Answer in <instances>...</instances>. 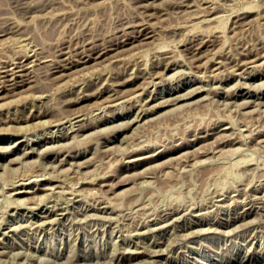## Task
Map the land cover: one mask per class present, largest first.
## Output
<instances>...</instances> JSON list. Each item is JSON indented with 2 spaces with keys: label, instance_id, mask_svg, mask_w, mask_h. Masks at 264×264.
Segmentation results:
<instances>
[{
  "label": "rangeland",
  "instance_id": "1",
  "mask_svg": "<svg viewBox=\"0 0 264 264\" xmlns=\"http://www.w3.org/2000/svg\"><path fill=\"white\" fill-rule=\"evenodd\" d=\"M84 1L82 3L81 0H77V1L76 0H0V33L3 34L2 36H0V59H1L0 68H2V67L4 68V66L5 65L7 66V64H8V67H10L11 65L15 66V68H16V69L14 68L15 70H17V68H18V70L20 69L19 71L17 70V73L20 74V72H21L22 74H25V75H23L22 77L18 76L17 77L18 80H21V78L25 79V77L27 76L25 81H22L19 83L17 81L18 84L21 83L20 85H18L17 83L12 84L11 82L14 80L9 79V77L11 75L5 73L4 71H2L1 74L2 75L4 74L3 76H5V78L7 76V78L5 79L3 76L0 77V82L2 81L3 82L2 84H5V86L3 88H2V86L0 87V94H1L0 95L1 96L0 97L1 98L0 99V107H3V108H0V111H1L0 116L4 115L2 117V119L0 117V123L2 124V125L0 124V128H1L0 129L1 130L0 131V172H1L0 173V189L2 190V189H5L7 187L5 189L7 192L5 190L4 191L0 190V193L2 192L0 194V219L4 220V222L2 221L3 224H2V222H0V227L2 226L0 228V239H1L0 240V250H1V252L3 249L5 250L4 252L0 253V264H46L48 262H50L48 264H60V263L62 264V261L64 262L63 264H65L66 261H68V262H66V264H71V263L74 264V263H76L77 260H79V261H77L78 264H111V262H114L112 264H115V263L116 264H118V263L124 264L125 261H126V264H130L129 263L130 261H131V264H135L136 261L139 262V263L136 262V264H168V263L169 264H181V262H182V264L184 262H185L184 264H206V262L207 263L209 262V264H213L215 262L217 264L219 262H220L219 264H225V263L226 264H236V263L237 264H249V263L250 264H254V263L255 264H259V263L262 264L263 263L264 264V249H263L264 248V241H263L264 240L263 239V237H264L263 231L264 230H262V229H264V221H262V219L264 220V217H263L264 216V205H263L264 204V198H263L264 194H262L264 192V190H263L264 189V176H263V174H264V145H262V144H264V141H263L264 140V132L262 131V129L264 130V128H263L264 127L263 126L264 125V103H263L264 102V88H263L264 86H262L264 84V81H263L264 80V59H263L264 53L262 52V51H264L263 50L264 49V44H263L264 43V0H196V1L195 0H193V1L184 0L183 1L184 3L182 2V5L184 4L183 5L184 7L182 5L177 6L176 4L175 5L177 7L174 6V3L171 2L172 0L171 1H169V0H166V1L165 0H92V1L89 0L88 1L87 0V2H86V0H84ZM168 1H169V3H168ZM194 1H195V3H194ZM89 2H90V4H89ZM190 2H192L193 4H191ZM198 2H200L202 6ZM31 3H33V4L30 5ZM186 3L187 4L189 3V5H187ZM28 4H29V6H28ZM195 4L197 6H195L194 7L195 9H194L193 6ZM205 5H207V6L209 5V7H207ZM210 5H211V7H210ZM173 6L175 9L173 8ZM185 6H187L188 8ZM190 6L193 8L192 10H194L193 11L194 13H192V11H190L191 10ZM203 6L206 8L204 9ZM197 7H198V13L195 12V11H197L196 10ZM177 8L180 9V11L177 10ZM64 9H65V12L67 11V13H65L63 11ZM208 9L209 10L213 9V11L211 10L209 13ZM142 10L144 11V13H142L143 12ZM200 10H201V12H199ZM203 10H205V11H203ZM140 11H142L141 12L142 15H140L141 14V13H139ZM181 11H183V12H181ZM185 11L190 12V13H186ZM46 12H47V15H46ZM53 12H55L54 13L55 15H53ZM202 12H205V13H202ZM206 12H208V13H206ZM42 13L44 14V16L45 15L46 16L41 17ZM63 13H65V14H63ZM136 13L138 16L136 15ZM195 13H197L198 15L200 13V15L198 16ZM201 13L203 16L201 15ZM61 14H63V15H61ZM194 14L196 15V17L194 16ZM210 14L213 16L215 14H217L216 15L217 17L216 16L213 17ZM205 15H207L208 18H209V16L212 17L211 20L209 18L210 23H209V21L205 20V19H207V16H205ZM39 17H41V18H39ZM138 17H139V19H138ZM143 17H145V18H143ZM199 17H200V19H202V21L199 19ZM204 17H206V18L204 19ZM141 18H142V20H141ZM212 19H213V21H212ZM146 20H147V22H146ZM200 21L201 22L204 21V22L201 23ZM127 22H129V25H131V26L129 28H126L127 29L126 31L129 32V31H131L132 28H134V29H132L133 33L132 32L128 33L129 39H125V42H124V41H122V39L124 37V34L122 35V33H123V30L125 29L124 27L128 25ZM149 22H151V23H149ZM135 23H137V25ZM132 24L135 26H132ZM142 24L146 26V27L144 26L145 28L143 27L144 30L141 27V26H143ZM121 25L123 27H121ZM137 27L141 28L142 30L140 29V32H139V29ZM119 28L121 30L123 29L122 32ZM135 29L137 31H135ZM146 29L148 30V33H147V31L145 32ZM116 30H117V32H116ZM134 32H135V34H134ZM152 33H153V35H150ZM137 34H139V35H137ZM22 35H23V37H22ZM135 35H136L137 40L135 39ZM143 35H146V36H143ZM200 35H202L203 37H201ZM117 36L119 37L118 39H117ZM193 36H195V37H193ZM199 36L202 39V41H201V39H199ZM2 38H3V40H2ZM24 38H26V39H24ZM194 38H195V40H194ZM204 38L205 39L208 38L209 41L207 39L204 41ZM19 39H21L23 41H19ZM84 39L87 41H85ZM92 39H93V41H96V43H100L98 45L99 47H102L100 45H104V43L107 44V42H108V44L113 43L114 40H116L115 43L116 42L118 43V41H122V42L118 43L120 46L116 44V46H118V47H116V49H111L109 51L110 53L106 54V56L108 55L107 57L103 54L105 58L103 57V55H101L99 57L90 58L89 60L85 61V63L80 62V63H77L75 65H71L69 62L68 63L66 62L69 60L71 62H77V59H76L77 54H74V55L70 54L73 56V57L71 56L70 58H73V59H70V58L65 59V58H63L65 55L61 54L62 50L65 53L66 51H68L71 48V51L75 53V51L73 50L75 47L80 48L82 45L90 43V41ZM88 40H90V41H88ZM111 40H113V41L111 42ZM128 40H129V42H127ZM132 40H133V42H130ZM31 41L32 42L35 41L33 43H35V45H38V47L36 48L35 45ZM102 41H104V43ZM196 41H198V43H200L201 46H199ZM30 42L32 44H30ZM72 42H73V44H72ZM74 42H75V44H74ZM23 43L24 44L26 43L27 46L30 44L31 45V46L29 45L30 48L28 50L25 48H24V50L20 49L21 46L19 44L22 45L21 48L26 46ZM194 44H196V46ZM204 44H205V46H204ZM71 45L74 47H72ZM188 45H189V47H188ZM261 45H262V47H261ZM28 47H26V48H28ZM195 47H197V48H195ZM248 47H250V48H248ZM245 48H247V49H245ZM261 48H262V50H261ZM36 49L38 52L37 51L35 52ZM64 49H68V50L65 51ZM242 49H243L244 53L246 52L245 54L240 53V51L242 52ZM252 49H253V51H252L253 53L251 52ZM257 49H259V50H257ZM21 50H23V51H21ZM32 50H33V53H32ZM191 50L196 51L195 52L196 54ZM248 50H250V51H248ZM119 52H121V53L119 54ZM218 52L220 54L222 52L224 54L225 53L226 54L224 55L222 53L220 55V54H217ZM21 53H22V55H21ZM58 53L60 54V56H58ZM192 53H194V54H192ZM236 53H238V54L235 55ZM259 53L261 55H259ZM111 54H113V58L111 57L112 56ZM215 54H217V56L219 55V57H217ZM227 54H228V57L231 59H229L227 57ZM253 54H255V55H253ZM262 54H263V56H262ZM25 55L29 59L26 58ZM34 55H36L37 58ZM118 55H121V56L119 57ZM202 55H204V56H202ZM233 55L236 56L237 58L234 57ZM257 55L259 58L256 57ZM32 56H34L35 58ZM52 56H54L55 59H51ZM122 56H124L125 59ZM171 56L173 58L174 57L175 58L173 59ZM191 56H195V57L193 58ZM198 56H201V57H198ZM39 57H42L43 60L41 61V59H38ZM114 57L117 59L114 60ZM196 57H198V58L196 59ZM207 57H208V59H207ZM225 57H227V59ZM253 57L255 58V62H254ZM260 57H262V58L260 59ZM11 58H13V59H11ZM14 58H16L18 61ZM109 58L113 59L114 61L111 62ZM120 58L124 59V60L122 61V60H120ZM162 58H164V59H162ZM181 58L183 60H185V63H184V61H182ZM192 58L194 60H192ZM214 58L217 60H215ZM218 58H220V60ZM240 58H242V60H244L243 61V62H245L244 64H243V62H239V60L242 61ZM251 58L253 60L252 63H251L252 60H250ZM20 59L22 60L21 62H20ZM44 59H46V60H44ZM118 59L120 60V62H118L119 61ZM167 59H168L169 64H168V62L166 64ZM175 59H178V60L180 59V60L176 61ZM195 59H196V61H195ZM203 59L204 60L205 59L210 60L209 62L208 61L206 62L205 68H203L204 67L203 63H200V62H204ZM224 59H225V61L228 62V65H227V62L225 63ZM228 59H229V61H228ZM248 59L250 61V64L248 62ZM5 60H9L10 62L7 61V63H6ZM51 60H53V61H51ZM197 60H199V61L197 62ZM212 60H214V61H212ZM262 60H263V62H262ZM48 61H50V62H48ZM54 61L57 63H55ZM158 61H160V62H158ZM23 62H28V64L27 63H24V64L30 65L31 67L24 65ZM30 62H32V63H30ZM52 62H53L52 65L63 63L62 68L60 66L58 67L59 69H61V71H53L54 73L57 72L56 73L57 76H56V74L52 73L53 67L50 68L52 66L51 65ZM163 62L165 64H163ZM182 62H183V64H182ZM216 62L218 63L219 67H218ZM220 62H221V65H220ZM259 62L260 63L262 62V64H260ZM15 63H17V64H15ZM19 63H21V66ZM33 63L35 65L36 64L37 65L35 66ZM159 63L161 65V67H158ZM171 63H172V65H171ZM197 63H199V64L195 66L194 64H197ZM223 63H224V65L226 64L225 68H222V67H224V65H222ZM233 63L235 64V66L237 68L234 67ZM239 63L242 65H240ZM31 64H33V65H31ZM49 64H50V66H49ZM230 64H232L233 67ZM236 64H238V66ZM248 64H249V66H246ZM252 64L253 65L256 64V65H254L255 67H253ZM82 65H85L84 66L85 68H82L81 67ZM149 65H152V67ZM156 65H157V68H155ZM164 65H167V66L164 67ZM250 65H252V66H250ZM18 66H20L21 68ZM71 66H72V68H71ZM207 66H208V68H207ZM226 66H229V67L226 68ZM241 66L243 68H241ZM79 67H81V69H79ZM144 67H145L146 71L143 69ZM169 67H171V68H169ZM244 67H246L247 69ZM260 67H261V69H259ZM25 68L29 71H27ZM49 68H50V71L52 74L48 70ZM74 68H75V70H74ZM132 68H133V70H132ZM165 68H167V69L165 70ZM230 68H234V69L236 68L235 72H237L239 70L240 71L239 73L241 74V76H240V74H237V73L235 75L234 70L232 69L233 70L232 71V70H230ZM248 68H249L250 72H251V69L253 72L250 73L249 71H247ZM203 69L204 70L206 69L205 72L207 71L206 72L207 75ZM227 69L229 71H231L232 74L229 71H227ZM242 69H244V70H242ZM70 70H72L73 72L72 71L70 72ZM76 70H78V71H76ZM174 70H175V72H174ZM241 70H242V72H241ZM260 70H262V71H260ZM25 71L29 72V75ZM67 71L70 72V74L67 73ZM133 71H134V73H136L135 76L133 75L134 74ZM141 71H142V74H140ZM155 71H157V72H155ZM211 71L213 74H211ZM254 71H256V72H254ZM58 72H60L61 74H59ZM146 72H148V73H146ZM214 72H216V73H214ZM62 73L65 75L66 74L67 75L69 74V75L68 76L67 75L62 76ZM149 73L151 75L153 73L154 74L157 73V74L156 75L153 74L155 76L154 77L153 75L151 76ZM171 73H173L174 75L172 74V76H171L170 75ZM30 74H31V76H30ZM47 74H49V75L47 76ZM81 74H83V75H81ZM130 74H131V76H130ZM143 74H146V75H143ZM202 74L204 76H207V77L202 76ZM225 74H227V75H225ZM50 75H52V76H50ZM168 75L171 77H169ZM197 75L199 78L197 77ZM228 75H230V76H228ZM256 75H258V76H256ZM49 76L51 77V79ZM54 76L56 77V79H54ZM60 76H62V77H60ZM163 76H165L166 78H164V79L161 78ZM200 76L204 77V78L201 79ZM213 76H214V78H212ZM259 76H262V77H259ZM108 77H109V80H111V81L108 80ZM110 77H111V79H110ZM126 77H127V79H126L127 81H124ZM130 77L133 78L134 80H132ZM17 78H16V80H17ZM59 78H61V79H59ZM128 78H130V79H128ZM149 78L152 80H150ZM205 78H207L208 80L207 79L205 80ZM209 79H210V81H209ZM216 79H217V81H216ZM236 79H239V80H236ZM27 80H30V81H27ZM52 80H54V81H52ZM60 80H63V81L59 82ZM98 80H100V82ZM104 80H105V83H104ZM116 80L119 81V83H121L122 81L123 82L119 85V83ZM146 80H148V81H146ZM149 80L152 83H150ZM112 81H114V82H112ZM239 81H242V82H239ZM252 81H254V82H252ZM92 82H93V84H92ZM203 82H204V84H203ZM218 82H220V83H218ZM235 82H236V84H235ZM237 82H239L240 84L242 83V84L237 85L238 84ZM259 82H262L261 83L262 85L259 84ZM22 83H24V84H22ZM90 83H91V86H89ZM106 83H107V85H106ZM112 83H114V84L112 85ZM146 83L149 85L148 88H147L148 85ZM208 83H209V85H208ZM256 83L258 85V89H256V87H257ZM97 84H98V86H96ZM101 84H103V85L100 86L101 87L100 88L99 85H101ZM122 84H123V86H122ZM218 84L220 87L224 86L223 88H219V86H217L218 90L221 89V91H223V92H221V91L219 92L218 90H216L215 86ZM243 84H245V85L247 84L248 87L243 85ZM251 84L252 85L255 84V85L250 86ZM7 85H8V87H7ZM15 85H17V86H15ZM145 85H147V86H145ZM151 85H153V86L155 85L156 88L151 86ZM191 85L192 86L194 85L198 90H200L201 88L202 89L205 88V89L203 91H201L202 90L201 89L200 90L201 92H200L195 87L193 89V87H191ZM198 85L199 86L201 85L200 86L201 88ZM10 86H11V88H10ZM12 86H14V87H12ZM81 86L84 88H82ZM117 86H119V88ZM230 86L231 87L234 86V87L232 89H230L231 88ZM237 86L238 87L241 86L242 88L241 87L238 88ZM254 86H255V88H254ZM260 86H262L263 89ZM15 87H18V88L15 89ZM21 87H22V89H20ZM105 87H107V88H105ZM207 87L208 88L211 87L212 89L210 88L211 90L210 89L208 90ZM228 87H230V88H228ZM249 87H251L252 89H250ZM23 88H26V89H23ZM79 88H80V91H78ZM98 88H99V90L102 89V91L101 90L99 91ZM108 88H110V89L108 90ZM112 88H113V90H112ZM141 88H143V89H141ZM190 88L193 89L196 93H194L193 90H190ZM240 88H241V92L243 94L240 92ZM81 89L83 90V92ZM88 89H90L91 91ZM92 89H93V91H94V89H96L95 91L96 92L98 91L97 92L98 94L95 91L93 92ZM104 89L107 90V92ZM114 89H116V90H114ZM151 89H153V90L150 91ZM187 89H189V90H187ZM206 89L208 90V92H206ZM13 90L15 92H18V93L13 94L14 93ZM76 90L78 91V93H80V94L83 93V94L82 95L78 94ZM118 90H120V91L118 92ZM141 90H143L144 92ZM212 90H215V91L213 92ZM226 90H227V92H228V90H230V91L233 90V91H231V92L229 91L228 93H226ZM243 90L245 91V93ZM4 91H6L7 93ZM85 91H86V93H85ZM186 91H187V94L190 96H188V95L185 96ZM188 91H192V93H190ZM250 91H251V93H250ZM255 91H256V93H255ZM89 92H90V94H89ZM91 92H93L94 95H91ZM101 92H102V94H101ZM139 92L141 94H139ZM209 92H211V93H209ZM3 93H4V95L2 97ZM39 93L42 95H40ZM70 93H71V95H70ZM117 93L119 94L118 95L119 97L116 98ZM136 93H138V94H136ZM156 93H157V95H156ZM107 94H108V97L111 95L109 97L111 100H109V98L107 97ZM114 94H115V96H114ZM134 94L137 96H135ZM175 94L176 95L179 94V96H176ZM199 94H201V96H199ZM227 94H230V95H227ZM18 95L20 96L19 98L16 97ZM36 95H38V96H36ZM75 95H77L78 97ZM123 95H124V97H123ZM131 95L132 96L134 95L133 98H128V96L132 97ZM180 95H182L181 98H180ZM203 95L206 97L205 99L203 97L204 100H202ZM67 96H70L71 98L69 97V99H68ZM82 96L84 97V99ZM152 96H153V98H152ZM173 96L175 97V99H173ZM183 96L186 98H184ZM208 96H210V97L208 98ZM226 96L227 97L230 96V97H228V99H227ZM15 97L17 99H15ZM112 97L115 98L116 100H113ZM125 97H126V101L124 102ZM147 97L148 98L150 97L149 99L152 98L151 99L152 101L148 100ZM176 97L178 99L179 98L180 99L178 100ZM198 97H199V99H197ZM64 98H65L66 102L63 101ZM127 98L129 99V101ZM135 98L137 99V101L141 100V102H136ZM158 98H159V100H157ZM165 98L167 99V101L165 100ZM216 98H217V100H216ZM231 98L233 101L234 100L237 101V102H235V101L234 102L238 108L235 105H233L234 102H231L232 101ZM245 98L247 101L246 100H244V101L247 104L245 103V105H244V102L242 104V100ZM249 98H251V99L249 100ZM12 99H13V101H12ZM75 99L78 100V102ZM105 99H107V101ZM143 99H145L144 103L142 101ZM161 99L164 102L166 101L168 104H166V102L164 103ZM169 99H170V101H169ZM213 99L216 101V103H218L217 101H219V100L222 101L225 99L224 104H226V105L223 104V101L221 102L222 104L219 101L218 104L219 105L221 104L219 106L218 104L214 103L215 101ZM258 99H261V100H259L260 102L258 101ZM68 100L71 102L69 103ZM117 100H120V102ZM251 100L253 102H250ZM254 100H255V102H254ZM72 101H76L77 103L72 102ZM113 101L115 102L116 105L114 104L112 106L111 102L113 104ZM156 101H158V102H156ZM160 101H161V103L163 102L162 103L163 105L161 103H159ZM227 101H229V102H227ZM146 102H148V103H146ZM154 102H156V103H154ZM175 102L177 105L175 104ZM105 103L107 104V106ZM117 103H119V105ZM139 103H141V104H139ZM142 103H143V106L145 104V106L147 108H145V106L142 107ZM158 103L161 105H159ZM178 103L182 104V105L180 106ZM227 103L228 104L230 103L231 106L230 105L228 106ZM236 103L240 104L244 108H242L241 106L239 107V105H237ZM249 103H250V105H249ZM1 104H3V105L1 106ZM37 104H38V106H37ZM101 104H103L102 105L103 107L102 106L100 107ZM164 104H166V105H164ZM261 104H263V105H261ZM65 105H66V108L68 107L67 109L64 108ZM149 105H151V106H149ZM178 105H179V108H177ZM30 106H32V107H30ZM132 106H134V107H132ZM155 106H156V108H155ZM225 106H226V108H225ZM232 106H234V107H232ZM253 106L255 108L261 107L259 109H262V107H263V109H262L263 113L260 112V110L258 108H257V110L255 109L253 111V109H254ZM14 107H16V108H14ZM230 107L233 109H231ZM5 108L10 109V110H7ZM41 108H43V109H41ZM44 108H46V110ZM135 108H137V110ZM144 108L147 110L149 109V110L146 112V110ZM234 108H236L237 110H235ZM29 109H32V112H29L31 114H28ZM37 109L38 110L40 109V110L38 111ZM155 109H156V111H155ZM251 109H252V112L250 111ZM12 110L15 111L16 115L14 114V112ZM41 110H45L46 114H44V112ZM71 110H72V112H71ZM140 110H143V111L145 110V111L142 113V111H140ZM247 110H249V111H247ZM7 111H9L10 115L7 113ZM75 111L80 112V115L78 114V112L73 113ZM154 111L156 113H154ZM41 112H43V113H41ZM103 112H105L106 115ZM17 113L19 116H17ZM137 113H138V115H137ZM26 114H27V116H25ZM62 114H64V115H62ZM66 114L70 118H68L66 116ZM71 114L73 116H71ZM74 114L77 116H75ZM135 114L138 116V117L136 116L137 118L135 117ZM147 114H149V115H147ZM28 115H29V117H28ZM31 115H33V116H31ZM59 115H61V116H59ZM140 115H141V117H139ZM7 116L9 118L11 116L12 117L9 120V118ZM147 116L149 117V119ZM4 117L7 118L8 120L5 119L6 120L5 121L3 119ZM79 117H81V120L79 119ZM132 117L136 118L135 121L129 120V119H132ZM16 118L18 119L19 122L17 121ZM26 118L29 120H27ZM53 118H55V120L58 122H56ZM74 118L76 120L78 119V121H77L78 123L76 122V120ZM138 118H140V119H138ZM51 119L53 121H52V123L49 122L50 123L49 124L48 121L49 120L51 121ZM58 119L59 120L61 119V120L59 121ZM67 119H69V120H67ZM100 119H102V120H100ZM110 119H111V121H110ZM143 119L146 120L144 123L142 122ZM37 120H38V122H37ZM42 120H44L43 123H42ZM62 120H64V123H62ZM124 120L128 121V123H127L128 125L125 126L126 128H124V125H126V121H124ZM10 121H12V122H10ZM16 121L18 122V124ZM24 121L26 122V125H25ZM222 121H223L224 125L227 126V127L225 126L226 128L224 127V125H222ZM53 122H55V123H53ZM69 122L71 125L69 124ZM121 122H123V123H121ZM138 122L139 123L142 122L143 124L141 123V125H140ZM217 122L219 124H217ZM226 122H227V124H226ZM228 122L230 124L234 123L233 124L234 126L232 124L230 126V124ZM7 123H9V124L7 125ZM46 123H48V124H46ZM72 123H73V125H72ZM88 123H89V125H87ZM94 123L96 126L94 125ZM214 123H216V124H214ZM244 123H246V124L243 125ZM3 124L5 126L6 125L9 126L11 124L10 127H6L7 129L9 128L8 129L9 131L5 127H4L5 129L3 128V126H4ZM13 124L17 125L18 127L14 128ZM51 124H52V126H51ZM62 124H63V127H61ZM74 124H75V126H77V128L74 126ZM78 124H80L79 127H78ZM81 124H83V126ZM111 124H113L114 127H112V126L110 127ZM119 124L120 125L123 124L122 127L124 129L122 127H118ZM136 124L138 127L136 126ZM236 124L238 125V127H235ZM20 125H22V126L20 127ZM23 125H24V127H23ZM46 125H49V126H46ZM248 125H249V127L247 128ZM255 125L256 126L262 125L263 127L261 126L262 127L261 128V127L257 126V128H256ZM105 126L109 127V128H106ZM133 126H134V129L132 128ZM253 126L255 127V129ZM82 127H85V129H83ZM204 127H206V128H204ZM208 127L209 128L212 127V128L209 129ZM231 127H233V128L235 127V129L232 130L233 128L230 129ZM245 127H246V129H245ZM117 128H119V129H117ZM120 128H121V130H120ZM219 128L222 130H220ZM237 128H239V129L241 128L243 130L241 131V129L239 130ZM258 128H261V129L259 130ZM11 129L13 131H10ZM77 129H78V131H77ZM186 129H187V131H186ZM190 129H191V132H190ZM202 129H204L205 131ZM247 129H249V130H247ZM253 129L255 130V132L259 133L262 136L255 133ZM188 130H189V133H188ZM198 130H200L201 132H197ZM229 130L230 131L232 130V131L229 132ZM235 130H236V132H235ZM238 130H239V132H241L240 134L238 133ZM250 130L252 131V133L249 134ZM256 130H258L259 132ZM72 131H74V132H72ZM213 131H214V133H213ZM79 132L82 134H80ZM216 132L217 133L219 132V133L216 135V137H213V136H215ZM232 132H235V136H234V133H232ZM61 133H63V135ZM112 133L113 134L115 133V135H113ZM127 133H129V134H127ZM184 133H185V135H184ZM196 133H197V135H196ZM205 133L207 135H209V133H210V135L212 137L210 135L208 137L206 135H204V136H206V137H204L202 134H205ZM228 133H229V135L232 133L231 134L232 137L228 138ZM236 133L238 136H236ZM52 134H53L54 138H53ZM76 134H78V136H76ZM122 134H124V135H122ZM126 134H127V137H124L126 140L125 141L123 138H121V136H126ZM192 134H195V138H193L194 140H192L191 143H190V141H188L185 144L182 143V139H181L182 136L187 135L186 136L187 138H192V136H193ZM200 134L202 135V137ZM251 134H253V135H251ZM256 134H257V136H256ZM74 135H75V137H74ZM178 135L179 136L181 135V136L179 137ZM221 135L222 136L224 135V136L222 137ZM239 135H241L242 138L240 137V139H239L238 138ZM248 135H249V137L250 136L253 137V139L255 138L254 139L255 141L252 140L251 137L249 138ZM55 136L57 137L56 139H55ZM59 136L60 137L64 136V137L60 138ZM108 136H110V137H108ZM258 136H260V137H258ZM104 137H105V139H103ZM256 137L260 141H261V138L263 137L262 141L260 142L259 140H257V142H258L257 143ZM22 138H23V141L21 140ZM208 138L211 139L212 141H210ZM223 138H224V140H227V141L222 140ZM58 139L59 140L61 139V140L59 141ZM119 139H121V140H119ZM215 139H217V140L220 139V140L214 141ZM233 139L237 140V142L233 141ZM249 139H250V141H249ZM16 140H18L19 142L18 141L16 142ZM48 140H50V141H48ZM55 140H57V141H55ZM103 140H104V142H103ZM123 140H124V142H121ZM177 140H179L180 144L178 143ZM206 140L207 141L209 140L210 142L209 141L204 142ZM230 140H232V141L228 142ZM13 141H14V143H13ZM168 141H169V143H168ZM172 141H174V142H172ZM193 141H194V143H192ZM252 141H254V142H252ZM27 142H29V143H27ZM54 142H55V145H54ZM165 142L167 145H165ZM215 142H216V144H217V142L219 143V144H217L218 146L215 144ZM240 142H242V143L240 144ZM255 142L257 143V145ZM49 143L55 147L56 151L53 150L54 148H52ZM58 143H59V145L64 144L63 146H61L64 149L59 147ZM162 143H164L163 145H165V146H163ZM203 143H206V145ZM209 143H211V144H209ZM212 143L215 145L213 146ZM221 143H223V144H221ZM259 143H262V144H259ZM10 144H11V146H9ZM12 144H13V147H12ZM171 144H173V145H171ZM189 144H191V145H189ZM200 144H202V145H200ZM106 145L107 146L109 145V146L107 147ZM139 145H141L140 146L141 148L139 147ZM208 145L209 146L211 145V147L213 146L212 148H213V150L216 151V153L213 150H210L212 148H210ZM258 145L261 147H259ZM8 146H9V150H11L12 152L8 150ZM137 146L139 148V150H138L139 154H138V152H136ZM185 146H187V147H185ZM202 146H203V149L201 150ZM215 146H217V147H215ZM5 147L7 149H5ZM45 147H48L49 150L48 149L45 150ZM49 147H51V148H49ZM57 147H59V148H57ZM109 147H111L112 149L111 148L108 149ZM152 147H153V149H151ZM161 147H163V149H161ZM180 147H183V150L176 152V150ZM195 147H196V149H195ZM231 147H233V148H231ZM1 148H3V150ZM24 148H26V149H24ZM33 148L35 151L33 150ZM204 148H207L208 150H206ZM4 149L7 151V153ZM28 149H29V151L27 153L26 151ZM85 149H87V150L85 151ZM128 149H129V151H128ZM130 149H132V150H130ZM149 149H150V151H152L151 154H150ZM190 149L193 150V153ZM47 150H48V152H47ZM59 150H61L62 152L60 151V153H59L58 152ZM63 150H64V152H63ZM143 150H145V151H143ZM157 150H159V151H157ZM184 150L185 151L187 150L186 151L187 154L186 155L184 154L185 157L183 156ZM197 150L199 153H202L204 155V157L202 154H199V153L197 154ZM199 150H201L202 152ZM4 151H5V153H4ZM52 151H53V153H52ZM133 151H134V153H133ZM182 151H183V153L181 154L182 156H180V161H179L178 158H179V155ZM204 151H207V152L209 151V152L207 153ZM211 152H213L214 154ZM24 153H26V154H24ZM74 153L75 154L77 153V155L78 156L80 155V156L78 157ZM129 153H131V154L129 155ZM178 153H179V155H178ZM188 153H189V155H192V156H189ZM63 154H65L64 158H59V157H63L62 156ZM68 154H70V155H68ZM142 154H143L144 158L141 157ZM158 154H160V156L158 158H156V159L153 158V156L158 155ZM23 155H24V157H23ZM139 155H141V156H139ZM150 155H153V156H150ZM172 155H173V157H172ZM187 155H188V157H186ZM133 156L135 158H137L136 159L137 161L134 160ZM146 156L147 157L149 156L150 158L149 157L147 158ZM169 156L173 159L170 160L171 158H169ZM174 156H175V158H174ZM208 156L210 157V160H209ZM16 157L18 159H20V161H18V159H16ZM132 157H133V160H131V161L128 160V159H132ZM192 157L194 160L192 159ZM195 157H196V159H195ZM9 158H11V161H9L10 160ZM68 158H69V160H68ZM77 158H78V160H77ZM166 158L169 159V160L168 159L166 160L167 162L164 160ZM186 158H188L189 161ZM205 158L207 159V161ZM12 159L15 161H13ZM60 159H61V161L62 160L63 161L60 162ZM142 159H144V160H142ZM148 160H149V162H148ZM186 160H187V162H186ZM196 160H197V162H196ZM58 161L63 165L58 163ZM71 161L72 162L74 161L76 164L79 161V167H78V165H75L74 162H73L74 165L72 163H70L69 167H68V163ZM181 161L183 162V164L181 163ZM198 161L199 162L205 161V162L204 163L200 162L198 164ZM55 162H57L58 164ZM156 162H157V165H155ZM164 162H165V164H164L165 169L163 166ZM188 162H189V164L190 163L191 164L188 165ZM193 162H194V164H193ZM250 162H252V163H250ZM6 163H8V164H6ZM134 163H136V164H134ZM152 163H153V165H152ZM3 164L6 166L3 167ZM54 164H57L58 167L54 166ZM177 164H179V166H181V167L178 168ZM1 165H2V167H1ZM51 165H52V167H51ZM146 165H148V167ZM161 165L163 168L160 167ZM242 165H244V166L246 165L248 168L246 166L244 167ZM7 166H8V170L6 168ZM70 166L71 167L74 166V167H72V171H70L71 170ZM131 166H134V168H136V167L137 168L132 169ZM167 166H168V168H166ZM50 167H51V169H50ZM55 167H57V168H55ZM63 167H64V169H63ZM142 167L145 170H143ZM242 167H244V168H242ZM3 168H5L4 171H3ZM9 168H12V169L9 170ZM52 168L55 171L57 169L56 174H54L55 171L52 170ZM60 168H62V170ZM78 168L80 171L78 170ZM176 168H177V170H176ZM249 168H250V171H249ZM49 169L52 171H49ZM76 169H77V171L75 173ZM141 169L144 173L148 172L147 173L148 175H146V174L144 175V173L141 172ZM178 169L180 171H178ZM33 170H35V171H33ZM59 170H61V171H59ZM131 170H134L133 171L134 173H132ZM136 170L138 171L137 172L138 176L135 173ZM139 170H140V173H139ZM146 170H148V171H146ZM242 170H244V171L248 170V171L244 172ZM149 171H151V172H149ZM27 172L29 173V175H27L28 174ZM32 172H35V173H32ZM48 172H50V175ZM72 172H73V174H72ZM23 173L24 174L26 173V175H24ZM36 173H37V175L41 173L38 176V179H37L38 181H36V179H35V178H37ZM47 173H48V175H47ZM51 173L53 174V176L51 175ZM102 173H104V175H100ZM153 173L155 175H153ZM161 173H163V174H161ZM19 174H23V176L20 175L19 180H17L18 177H16L13 180L14 176L15 175L18 176ZM43 174H44V177L41 178V176H43ZM105 174H107V175H105ZM109 174H110V176H108ZM129 174H131V175H129ZM132 174H133V176H132ZM149 174H152V177ZM30 175L34 178L35 181L33 180V178ZM46 175L53 177V178H50V177L47 178ZM54 175H55V180H54ZM127 175H129V176H127ZM27 176L32 178V179L30 180V178H28ZM80 176H81V178H83V180L80 179ZM91 176H94V180ZM102 176H103V178H102ZM123 176H125V177H123ZM136 176H137V179H136ZM142 176H145V177H142ZM39 177L41 179H39ZM78 177H79V180H81L82 182H78L79 181ZM99 177H101L103 180H105L104 182L102 181L101 184H100L101 178H99ZM9 178H11V180ZM21 178H23V179H21ZM24 178H26V179H24ZM56 178L60 182L58 180H56ZM84 178H86V179H84ZM90 178L92 180H90ZM132 178H134V179H132ZM260 178H261V180H259ZM27 179L30 180L31 182L30 181L28 182ZM87 179H89V181H91V182H89ZM121 179H123L124 181ZM142 179H144V180L141 181ZM15 180H17V181L15 182ZM23 180L25 182L27 180V182L25 183ZM20 181H22V182H20ZM126 181H127V183H126ZM137 181L139 183H137ZM105 182L106 183L108 182V183L105 184ZM17 183H18V185H17ZM19 183H20V185H19ZM46 183H47V185L49 184L48 187H45V186H47ZM51 183H53V184L51 185ZM54 183L59 184L60 186L59 185L56 186V184H54ZM74 183H76V184H74ZM77 183H78V185H77ZM246 183H247V186H246ZM5 184H6V187L2 188ZM7 184H10V185H7ZM12 184H13V186H12ZM14 184H16L17 187ZM238 184L240 185V188H239ZM260 184H261V186H260ZM22 185H24V186H22ZM70 185L73 187H71ZM79 185H81V186H79ZM11 186H12V188H11ZM33 186H35V187H33ZM50 186H54V187H50ZM61 186L62 187L64 186V187L61 189ZM243 186L248 188V189L244 188ZM256 186L258 187V189L256 188ZM259 186H260V188H259ZM27 187H29V188H27ZM38 187L41 190H39ZM43 187H45V188L43 189ZM47 188H49V189L47 190ZM50 188H52L51 190H53V191L55 190V192L51 191ZM53 188H56V189H53ZM64 188H65V190H64ZM243 188L245 190H247V192ZM20 189H23V190L26 189V191L25 190L21 191ZM35 189L38 191H36ZM66 189L69 192H66L67 191ZM69 189L70 190L74 189V190L71 193ZM77 189H80V191ZM10 190H11V192H10ZM14 190L15 191L20 190L22 193L20 191L15 192ZM29 190L31 192H29ZM62 190H64L65 192H63ZM250 190L252 192L254 191L255 193L254 192L252 193ZM74 191L75 192L78 191V193H80V196L78 193L75 194ZM248 191H250V193ZM259 191H260V193H259ZM13 192H15V193H13ZM47 192H51V193L49 194ZM93 192H95L96 194L99 193L100 195L99 194L94 195L95 193H93ZM220 192H221V194H220ZM7 193H8V195H7ZM10 193L11 194L13 193V194L11 195ZM45 193L47 194L48 197L45 196L46 195ZM91 193L93 195L90 196ZM9 194L11 195L12 198H15L16 201H15V199H12ZM42 194H44V197H47L46 200L50 199L49 197H51L53 199L46 201V200H44L45 199L44 197L43 198L41 197ZM212 194H214L213 197H212ZM232 194L234 195V197ZM235 194H237V195H235ZM252 194H254V195L252 196ZM28 195L31 198H28L27 197ZM32 195L34 197L35 196L37 197V195L38 196L40 195V197L34 198ZM49 195H52V196H49ZM228 195L229 196L231 195L230 196L231 198ZM258 195L261 199L257 197ZM68 196H70V198L72 197L71 199L73 201H71V199ZM98 196H99V198H101V200L98 198ZM216 196H223V197H221V199L219 200V197H216ZM254 196H256V197L253 198ZM25 197L29 200H27ZM32 197H33V199H32ZM66 197H67V200H66ZM74 197L76 199L78 197L79 199H77V201H76V199ZM82 197L84 198V202L82 201L83 200ZM224 197H226V198H224ZM243 197H246V198H243ZM22 198H24L25 200ZM38 198L42 199V200L40 199V201H38V202L42 203V204L39 203L40 205H38V202H37V200H39ZM55 198H56V200H55ZM68 198L70 201H68ZM213 198H214V200H213ZM222 198H223V200H222ZM242 198H243V200H242ZM9 199H10L12 204L15 203V205H14L15 207L17 205V208H15L14 206L10 207V205H11L10 202H9V204H7L8 203L7 200L9 201ZM19 199L23 200L22 201L23 205H22V203L19 204L21 202ZM31 199L33 200L34 203L32 202ZM63 199H65V200H63ZM92 199H94V200L92 201ZM97 199H99L98 200L99 202L95 201ZM108 199H109V201H108ZM208 199H210V200L208 201ZM231 199L234 200V201H232V203L230 202ZM235 199H236V201H235ZM254 199H255V201L251 202V200H254ZM257 199L259 202L256 201ZM59 200H60V202H59ZM78 200H79V202H78ZM135 200L138 202H136ZM227 200H228V202H226ZM260 200H261V202H260ZM17 201H18V203L16 204ZM25 201L28 204L29 203L30 204L28 206H27V203L24 205ZM54 201L56 203H54ZM89 201H91L90 202L91 204L89 203ZM94 201L96 202V204L94 203ZM110 201H112V202H110ZM204 201H205V203H204ZM68 202H70L71 204H69ZM73 202H74V204H72ZM92 202L94 204H92ZM104 202L108 208L106 207ZM133 202H136V203H133ZM142 202H143V204H142ZM213 202H215V204ZM222 202H224V203H222ZM52 203H54V204H52ZM110 203L112 204V206ZM229 203H231L232 205L227 206ZM243 203H245V204H243ZM247 203L251 204V205L249 206ZM254 203L257 206H255ZM51 204L53 205V207L55 209L52 207ZM134 204H136V205H134ZM190 204H192V205H190ZM201 204H204L205 206L201 205ZM241 204L243 205V207ZM30 205H31L32 210L28 209V208H30ZM61 205H62V207H61ZM74 205H76L77 207H75ZM78 205L80 206V208ZM104 205H105V207H104ZM138 205H139V207H138ZM187 205H189L188 208L189 207L192 208V210L189 208L191 211L187 208ZM244 205L245 206L247 205L248 208L245 207ZM36 206H38V207L35 208ZM56 206H58L59 210L56 208ZM91 206L93 208H91ZM96 206L98 209L96 208ZM113 206H114V208H113ZM115 206H117L118 208L116 207L117 208L116 209ZM134 206H137V209H139V208L140 209L137 211L136 207H134ZM145 206L147 209L143 208ZM169 206H171V208ZM174 206L175 207L177 206L179 208H177V207L175 208ZM180 206H182V208ZM230 206H231V208H230ZM252 206H253V209L251 208ZM119 207L121 210H119ZM131 207H133L132 208L133 211H132ZM168 207H169V209H167ZM183 207H184V209H183ZM48 208H49V210H48ZM52 208H53V211H51ZM65 208H66V211H69V212L64 211ZM69 208H72L75 210H72ZM122 208H123V210H122ZM205 208L207 210H205ZM259 208H261V209H259ZM102 209H104V210H102ZM161 209L164 212L161 211ZM178 209H179V211H178ZM198 209L201 211H205L206 214L204 213L205 215H202L203 213L201 211H199ZM77 210L81 211V212H78ZM92 210H95V211L98 210L96 212H98L99 214L96 213L95 211L93 212ZM128 210H131V211H129V213H128ZM143 210H144V212H143ZM146 210L149 213L151 212V214H149ZM187 210L192 212L193 214L186 212ZM216 210L218 213L216 212ZM243 210L245 212H247L248 214L249 213L250 214L249 215L247 213L245 214V212ZM15 211H18V212H15ZM41 211H42V213H41ZM56 211H57V213H56ZM70 211H71V213H70ZM108 211H109V213H108ZM145 211L147 214L145 213ZM165 211H166V213H165ZM220 211H223V212H220ZM46 212H47V214H46ZM59 212H61V213H59ZM74 212H76V214ZM104 212H106V213H104ZM112 212H114V213H112ZM117 212H119V213H117ZM132 212H133V214H132ZM134 212H136V213H134ZM140 212L141 213L143 212L142 216H144V215L145 216L147 215V216L141 218ZM159 212L161 213L160 216L158 215ZM196 212L197 213L199 212V214H197ZM261 212H263V213H261ZM39 213H40V215H39ZM82 213H83V215H82ZM89 213H91V215L94 213V215H92V217H91ZM214 213H216L215 216L212 215ZM257 213L260 214L259 217H258ZM62 214H64V215H62ZM65 214H66V216H65ZM69 214H71V215H69ZM86 214H88L89 216L86 217ZM179 214H181L183 216L181 217V216H179ZM196 214H197V216H196ZM233 214H235V215L237 214V216H235ZM252 214H253V216H252ZM41 215H42V217H41ZM43 215L45 218L43 217ZM53 215L55 217H58V216L59 217L55 219V218H53ZM67 215H69L70 218H67V217H69ZM74 215H77L78 217L74 216ZM96 215L98 216L97 217L98 219L96 218ZM106 215H108V216L112 215V216H109V217L107 216V219H106ZM152 215H153V218H152ZM201 215L203 216V219L200 218V217H202ZM226 215H229V216H226ZM238 215L241 217H239ZM244 215L245 216L247 215V216L245 217ZM254 215L257 216L256 219L260 218L261 221L256 220L253 223L252 220H254V219H250V218H255ZM157 216H159L160 218L159 217L157 218ZM178 216L181 217V220ZM198 216H200V217H198ZM206 216L210 220L208 218H206ZM210 216H212V217H210ZM225 216H226V218L224 219ZM243 216L245 218H248V220H245ZM74 217L76 218L77 221L75 220ZM93 217H94V219H93ZM110 217H111V219H110ZM138 217H140V218H138ZM149 217L152 219H150ZM162 217L164 220L162 219ZM173 217L174 218L176 217V218L174 220H172ZM215 217H217V218H215ZM230 217H232V218L230 219ZM4 218L5 219L7 218V219L5 220ZM143 218H144V221H143ZM148 218L151 221H149ZM227 218H228V220H227ZM240 218H241V220H239ZM28 219L31 220L32 222H30ZM42 219L44 221H47V222L42 223V224H41V222L38 223L39 221H43ZM78 219H81L82 222H81V220H78ZM176 219H179V220H176ZM194 219H195V221H194ZM197 219H199V221ZM36 220H37V222H36ZM55 220H56V222H55ZM145 220H147V221H145ZM170 220L173 221V223ZM207 220H208V222H207ZM6 221L9 222L10 226L8 225V223ZM26 221L29 223H27ZM135 221H138V222L140 221L141 223L139 222L140 223L139 224L138 222H135ZM162 221H164L165 223ZM168 221H170L171 223ZM205 221H206V223H205ZM212 221H214V224ZM244 221H247V223L245 222L246 223L245 224ZM250 221L252 222L253 225L251 224ZM178 222H181V223H178ZM183 222H185V223H183ZM226 222H228L229 225H227L228 223H226ZM11 223H15V224L13 225ZM17 223H19L18 224L19 228H18ZM24 223L25 224L27 223V224L25 225ZM34 223L36 224L35 227L33 226ZM137 223H138V225H137ZM161 223L164 224L166 226V228H165V226L163 227V225H160V227H159L160 229H159L158 224H161ZM166 223H167V225H166ZM174 223L176 224V226ZM210 223H211V226H210ZM235 223L237 224V226L239 225L238 223H240V226L245 224L246 227H248V228H246L245 226H242V227H238L236 229L237 226ZM21 224H23V225L20 226ZM38 224H39L40 228H39ZM141 224L145 225V226H141ZM183 224L186 227L183 226ZM199 224H200V226H199ZM255 224H257V225H255ZM12 225L14 227L16 225L17 228L13 227V229H12V227H11ZM102 225L104 227L105 226L106 227L104 229H102L103 228ZM149 225H152V226H149ZM155 225H157L156 226L158 228L157 230L154 229ZM27 226H29V227L27 228ZM96 226H98V227H96ZM148 226H149V229H148ZM172 226H173V228H172ZM179 226H180V230H178ZM182 226L185 228H183ZM217 226L219 229V231L217 230L218 232L221 233L222 230H225L226 233L224 231H222V233H221L223 235L218 233L216 231ZM230 226H231V228H230ZM234 226H235V228H234L235 230L233 229L232 230L233 233H232V232H230L231 231L230 229H232V227H234ZM261 226H262V228H261ZM10 227H11V229H10ZM136 227H137V230H135ZM140 227L143 229V231ZM194 227H197L198 229L196 228V230H195ZM253 227H254L255 231L252 229ZM145 228L148 230H144ZM169 228L176 231V233L174 231L171 232L172 230L170 231ZM175 228H176V230H175ZM250 228H251V230H250ZM131 229L133 230V233H132ZM151 229H153V232H155V233L152 232V234H151V232H150ZM162 229H164V230H162ZM193 229L195 230L196 233L194 232L192 235L193 237H192L190 234L194 231ZM207 229H208V231H206ZM210 229L215 230V231H213L215 233H213L212 230H210ZM226 229H228V231ZM260 229L262 231H260ZM36 230H39V232L38 231L35 232ZM188 230H190V231H188ZM197 230L198 231L201 230V231L198 232ZM236 230L238 232L239 231L240 232L238 233ZM245 230L247 232H245ZM136 231L140 235L136 234ZM140 231L143 234H141ZM204 231H206V233ZM242 231L245 233L246 237L244 234H241ZM177 232H179V233L177 234ZM181 232H182V235H180ZM187 232H188V234H187ZM229 232H230V234L228 235L227 233H229ZM260 232H262V233H260ZM36 233H38V234H36ZM169 233L170 234L172 233V234L170 235ZM183 233H185L187 235H184ZM224 233L227 235L225 236ZM175 234H176V236L174 237ZM130 235H131V237H130ZM158 235H159V237H157ZM253 235H255L256 237ZM11 236H13V237H11ZM144 236H145V238H144ZM160 236H163L164 238L163 237L161 238ZM8 237H9V239H8ZM185 237L187 239H185ZM237 237H239V238H237ZM248 237L250 239H248ZM258 237H259V239H258ZM35 238H38L39 240H36ZM168 238H169V240H168ZM235 238H236L237 242H236ZM252 238H253V241L251 240ZM133 239L135 242L133 241ZM138 239H139V241H138ZM11 240H13V241H11ZM184 240H186V242ZM248 240H251V241H248ZM23 241L24 242L26 241V242L24 243ZM27 241L28 242L30 241L29 242L30 244ZM38 241H39V243H38ZM144 241L146 243H144ZM168 241L169 242L171 241V244L168 243ZM4 242H7V243H4ZM12 242H13V244H12ZM19 242H20V244H22L21 246H20ZM35 242H37V243H35ZM75 242H77V243H75ZM118 242L120 244H118ZM123 242H125V243H123ZM225 242L228 246L225 244ZM230 242H231V244H230ZM252 242L253 243L255 242L254 246H253ZM73 243H75V244L73 245ZM129 243L131 244V246ZM143 243L147 245V248H148L147 250L141 249L142 246H144ZM184 243H186L188 245H186ZM261 243H262V245H261ZM6 244H7V246H6ZM17 244H19V247L17 246ZM33 244H34V247H33ZM83 244H84V246H82ZM117 244L119 246H117ZM126 244L128 246H126ZM13 245H15V246H13ZM146 245L143 248H146ZM163 245L166 246L164 249L167 248L166 252L169 251L172 254L169 252H168V254L163 252V250H164ZM169 245H170V247H168ZM180 245L182 247H180ZM200 245H201V247H200ZM230 245H232V246H230ZM4 246H6V247H4ZM29 246H31V247H29ZM67 246L68 247L70 246L71 248H72V246H74L72 248L74 250H72L71 248H67ZM75 246H76V249H75ZM120 246H121V249H123V253H121L122 251L119 249ZM122 246H123V248H122ZM129 246H130V248H133L132 252H131V249L129 248ZM148 246H150L151 249ZM221 246H223V247H221ZM234 246H236V247H234ZM245 246H247V248ZM82 247L83 248L85 247L86 249L85 248L83 249ZM115 247H118V248H115ZM153 247H154V249H153ZM155 247H160L162 252H158V251H160V248H158L159 249L157 251L158 254L154 253L155 255H153L152 251L154 250L153 252H156ZM219 247H221V248H219ZM224 247H226V249ZM237 247H239V248L237 249ZM249 247L250 248L253 247V248H251L252 250H250ZM1 248H3V249H1ZM254 248H255V250H254ZM257 248H258V251L255 252L257 250ZM57 249L59 251V254H58ZM67 249L68 250L70 249L69 250L70 253L68 252ZM81 249H83V250L81 251ZM115 249L118 251L120 250V251L118 252ZM124 249H125V253H124ZM127 249H130V250H127ZM140 249L142 250V252ZM213 249H215V250L221 249V250H219V252H218V250L214 251ZM18 250H20V251L18 252ZM84 250H85V252H84ZM87 250H89V251H87ZM134 250H137V251L134 252ZM139 250H140V252L138 253ZM224 250H226V251H224ZM15 251H17L19 253V254L16 253V254H18V255H16V257L14 255ZM44 251H46L47 253L46 252L45 253L47 255L48 254L49 255L47 256L44 253ZM73 251H74V253H73ZM114 251H116V252H114ZM147 251L149 252V254ZM150 251L152 253L151 255H153V256L150 255ZM195 251H197V252L199 251V252L197 253ZM220 251H222V252H220ZM228 251H230V252H228ZM67 252H68V254H66ZM226 252H227V255H225ZM42 253H44V254H42ZM96 253H98V255ZM113 253H117L118 255L113 254ZM212 253H213V255H212ZM218 253H219V255H218ZM236 253H237V255H236ZM10 254H11V256H10ZM69 254H71V255L73 254V256L71 257V255H69ZM74 254H77V256H75ZM254 254L256 256H254ZM57 255H59V256L61 255V256L57 257ZM68 255H69V257H68ZM96 255L97 256L100 255V257L101 256L102 257L100 258V257H97ZM123 255H126V257H124ZM134 255H135V257H134ZM217 255L220 257L218 258ZM232 255L234 256V258L232 257L233 260L231 258ZM235 255H236V259H235ZM65 256H66V260L64 258ZM115 256L118 259L116 258L113 261V257L115 258ZM173 256L175 257V259L177 258L178 260H175V259L173 260L172 259V258H174ZM45 257H46V260H45ZM143 257L146 258L147 261H145L146 259H144ZM215 257H216V259H215ZM239 257H240V260H239ZM245 257H246V259H245ZM51 258H53V260ZM71 258H73V260H71ZM83 258H85V259H83ZM151 258L154 259L155 261L152 260ZM159 258L162 260H160ZM220 258H221V260H220ZM241 258H243V261ZM256 258H258V259H256ZM127 259H129V260L127 261ZM139 259H142V261L144 260V262H142ZM218 260H219V262H218ZM109 261H111V262H109ZM117 261H119V262H117ZM186 261H188V262L186 263ZM261 261H263V262L261 263ZM221 262H223V263H221Z\"/></svg>",
  "mask_w": 264,
  "mask_h": 264
},
{
  "label": "bare ground",
  "instance_id": "2",
  "mask_svg": "<svg viewBox=\"0 0 264 264\" xmlns=\"http://www.w3.org/2000/svg\"><path fill=\"white\" fill-rule=\"evenodd\" d=\"M76 1H77V0H76ZM81 1H82V3H83L84 0H81ZM88 1H89V0H88ZM90 1H92V0H90ZM165 1H166V0H165ZM169 1H171V0H169ZM169 1H168V3H169ZM183 1H184V0H172L171 2L174 3V6H176V5H177V6H178V5L180 6V5H182V2H183ZM188 1H193V0H188ZM195 1H196V0H195ZM195 1H194V3H195ZM84 2H85V1H84ZM86 2H87V0H86ZM29 3H30V2H29ZM183 3H184V2H183ZM190 3L193 4L192 2H190ZM198 3H200V2H198ZM32 4H33V3H31L30 5H32ZM84 4H85V3H84ZM86 4H87V3H86ZM89 4H90V2H89ZM171 4H172V3H171ZM175 4H176V5H175ZM186 4H187V3H186ZM143 5H144V4H143ZM172 5H173V4H172ZM183 5H184V4H183ZM183 5H182V6H183ZM187 5H189V3H188ZM200 5H201V3H200ZM28 6H29V4H28ZM139 6H140V5H139ZM174 6H173V8H174ZM177 6H176V7H177ZM195 6H197V5L195 4V5L193 6V8H194ZM201 6H202V5H201ZM201 6H200V7H201ZM205 6H207V5H205ZM212 6H213V5H212ZM171 7H172V6H171ZM183 7H184V6H183ZM185 7H187V6H185ZM190 7H191V6H190ZM200 7H199V8H200ZM203 7H204V6H203ZM207 7H209V5H208ZM210 7H211V5H210ZM213 7H214V6H213ZM179 8H180V7H179ZM187 8H188V7H187ZM187 8H186V9H187ZM193 8H192V7L190 8V9H191L190 11H192V13H194V12H193L194 10H192ZM205 8H206V7H204V9H205ZM174 9H175V8H174ZM181 9H182V8H181ZM194 9H195V8H194ZM201 9H202V8H201ZM177 10L180 11V9H178V8H177ZM183 10H184V9H183ZM196 10H197V11H195V12L198 13V7H197ZM208 10H209V9H208ZM211 10L213 11V9H211ZM211 10H209V13H210ZM63 11L65 12V9H64ZM142 11H143V10H142ZM142 11H140L139 13H141ZM145 11H146V10H145ZM187 11H188V10H187ZM187 11H185V12H186V13H190V12H187ZM203 11H205V10H203ZM57 12H58V11H57ZM61 12H62V11H61ZM61 12H60V13H61ZM135 12H136V11H135ZM181 12H183V11H181ZM185 12H184V13H185ZM199 12H201V10H200ZM215 12H216V11H215ZM54 13H55V12H53V15H55ZM65 13H67V11H66ZM65 13H63V14H65ZM142 13H144V11H143ZM142 13H141L140 15H142ZM197 13H195V14L198 15ZM202 13H205V12H202ZM202 13H201V15H202ZM206 13H208V12H206ZM213 13H214V12H213ZM63 14H61V15H63ZM195 14H194V16L196 17ZM46 15H47V12H46ZM46 15H45V16H46ZM136 15H137V13H136ZM188 15H189V14H188ZM192 15H193V14H192ZM199 15H200V13H199ZM199 15H198V16H199ZM210 15H211V14H210ZM216 15H217V14H215L214 16H216ZM43 16H44V14L42 13L41 17H43ZM45 16H44V17H45ZM59 16H60V15H59ZM59 16H58V17H59ZM137 16H138V15H137ZM202 16H203V15H202ZM205 16H207V15H205ZM211 16H213V15H211ZM211 16H209L210 20H211V18H212ZM214 16H213V17H214ZM41 17H39V18H41ZM56 17H57V16H56ZM216 17H217V16H216ZM216 17H215V18H216ZM143 18H145V17H143ZM192 18H193V17H192ZM201 18H202V17H201ZM205 18H206V17H204V19H205ZM209 18H208V16H207V19H208V20H207V19H205V20H206V21H209ZM138 19H139V17H138ZM199 19H200V17H199ZM199 19H198V20H199ZM141 20H142V18H141ZM141 20H140V21H141ZM143 20H144V19H143ZM198 20H197V21H198ZM200 20L202 21V19H200ZM205 20H204V21H205ZM132 21H133V20H132ZM137 21H138V20H137ZM201 21H200V22H201ZM204 21H203V22H204ZM212 21H213V19H212ZM212 21H211V22H212ZM130 22H131V21H130ZM135 22H136V21H135ZM143 22H144V21H143ZM146 22H147V20H146ZM200 22H199V23H200ZM203 22H201V23H203ZM127 23H128V25L126 24L127 26L124 25V26H125V27H124L125 29H124V30L122 29V30H123L122 35L124 34V37H123L122 41H124V42H125V39H129V37H128V33L132 32V29H134V28L131 27V28H132L131 31L128 30L129 32H127V31H126V30H127L126 28H129V27L131 26V25H129V22H127ZM138 23H139V22H138ZM149 23H151V22H149ZM195 23H196V22H195ZM195 23H194V24H195ZM209 23H210V21H209ZM130 24H131V23H130ZM133 24H134V23H133ZM133 24H132V26H135V25H133ZM135 24L137 25V23H135ZM140 24H141V23H140ZM138 25H139V24H138ZM142 25H143V24H142ZM144 26H145V25H143V26H141V27L143 28ZM121 27H123V26L121 25ZM145 27H146V26H145ZM145 27H144V28H145ZM149 27H150V26H149ZM137 28H138V27H137ZM144 28H143V30H144ZM147 28H148V27H147ZM17 29H18V28H17ZM119 29H120V28H119ZM119 29H118V30H119ZM138 29H139V32H140V29H141V28H138ZM148 29H149V28H148ZM120 30H121V29H120ZM120 30H119V31H120ZM122 30H121V32H122ZM141 30H142V29H141ZM135 31H137V30L135 29ZM146 31H147V33H148V30H147V29L145 30V32H146ZM4 32H5V31H4ZM4 32H3V33H4ZM116 32H117V30H116ZM151 32H152V31H151ZM6 33H7V32H6ZM132 33H133V32H132ZM136 33H137V32H136ZM0 34H1V33H0ZM4 34H5V33H4ZM134 34H135V32H134ZM143 34H144V33H143ZM2 35H3V34H1L0 36H2ZM25 35H26V34H25ZM25 35H24V36H25ZM131 35H132V34H131ZM137 35H139V34H137ZM147 35H148V34H147ZM150 35H153V33L150 34ZM28 36H29V35H28ZM133 36H134V35H133ZM143 36H146V35H143ZM148 36H149V35H148ZM200 36L203 37L202 35H200ZM200 36H199V39H201ZM22 37H23V35H22ZM29 37H30V36H29ZM131 37H132V36H131ZM137 37H138V36H137ZM193 37H195V36H193ZM3 38H4V37H3ZM3 38H2V40H3ZM16 38H17V37H16ZM20 38H21V37H20ZM118 38H119V37L117 36V39H118ZM4 39H5V38H4ZM24 39H26V38H24ZM29 39H30V38H29ZM114 39H115V38H114ZM135 39H136V35H135ZM197 39H198V38H197ZM206 39L208 40V38H206ZM206 39L204 38V41H205ZM31 40H32V39H31ZM82 40H83V39H82ZM84 40H85V39H84ZM136 40H137V39H136ZM194 40H195V38H194ZM17 41H18V40H17ZM19 41H23V40L19 39ZM19 41H18V42H19ZM85 41H87V40H85ZM85 41H84V42H85ZM88 41H90V40H88ZM112 41H113V40H111V42H112ZM115 41H116V40H114L113 43H109V44H108L107 41H106L107 44H105L104 41H102V42L104 43V45H100V46H102V47H99L98 45H99L100 43H96V41H93V39H92V40L90 41V43L84 44V45H82V46L80 45V46H81L80 48H79V47H75V48L73 49V50L75 51V53L72 52V51H71V48H70L69 50H68V49H64L65 51L68 50V51H66L65 53H64V51L62 50L61 54L65 55V56L63 57V58H65V59H69L72 55L77 54V55H76V56H77V58H76V59H77V62H71L70 60H69V61H66L67 63L69 62L71 65H75V64L80 63V62H84V63H85V61L89 60L90 58L99 57V56H101V55H103V54L106 56L107 53H110L109 51H110L111 49H116V47H118V46H116V44L119 45L118 43H119V42H122V41H118V43H117V42L115 43ZM189 41H190V40H189ZM189 41H188V42H189ZM199 41H200V40H199ZM201 41H202V39H201ZM204 41H203V42H204ZM208 41H209V40H208ZM31 42H32V41H31ZM31 42H30V44H32V43L35 42V41H33L32 43H31ZM77 42H78V41H77ZM81 42H82V41H81ZM84 42H83V43H84ZM102 42H101V43H102ZM127 42H129V40H128ZM130 42H133V40L130 41ZM194 42H195V41H194ZM196 42H197V44H198L199 46H201L200 43H198V41H196ZM83 43H82V44H83ZM261 43H262V42H261ZM23 44H24V43H23ZM28 44H29V43H28ZM30 44H29V45H30ZM33 44L35 45V43H33ZM72 44H73V42H72ZM74 44H75V42H74ZM78 44H79V43H78ZM120 44H121V43H120ZM130 44H131V43H130ZM189 44H190V43H189ZM192 44H193V43H192ZM192 44H191V45H192ZM205 44H206V43H205ZM205 44H204V46H205ZM263 44H264V43H263ZM19 45L22 47L21 44H19ZM24 45H26V43H25ZM24 45H23V46H24ZM29 45H28V46H29ZM125 45H126V44H125ZM194 45L196 46V44H194ZM259 45H260V44H259ZM28 46L26 45V46L23 47V48L20 47V49H23V50H24V48H25V49L28 50V49L30 48L31 45H30L29 47H28ZM68 46H69V45H68ZM71 46H72V45H71ZM119 46H120V45H119ZM257 46H258V45H257ZM26 47H28V48H26ZM35 47L37 48L38 45H35ZM65 47H66V46H65ZM65 47H64V48H65ZM72 47H74V46H72ZM121 47H122V46H121ZM188 47H189V45H188ZM253 47H254V46H253ZM255 47H256V46H255ZM259 47H260V46H259ZM261 47H262V45H261ZM18 48H19V47H18ZM33 48H34V47H33ZM39 48H40V47H39ZM68 48H69V47H68ZM193 48H194V47H193ZM195 48H197V47H195ZM200 48H201V47H200ZM200 48H199V49H200ZM248 48H250V47H248ZM251 48H252V47H251ZM34 49H35V48H34ZM34 49H33V50H34ZM245 49H247V48H245ZM254 49H255V48H254ZM23 50H21V51H23ZM27 50H26V51H27ZM33 50H32V53H33ZM58 50H59V49H58ZM60 50H61V49H60ZM197 50H198V49H197ZM255 50H256V49H255ZM257 50H259V49H257ZM261 50H262V48H261ZM263 50H264V49H263ZM36 51H37V49L35 50V52H36ZM191 51H193V50H191ZM191 51H190V52H191ZM245 51H246V50H245ZM248 51H250V50H248ZM252 51H253V49L251 50V52H252ZM37 52H38V51H37ZM71 52H72V53H71ZM111 52H112V51H111ZM114 52H115V51H114ZM193 52L195 53L196 51H193ZM262 52L264 53V51H262ZM262 52H261V53H262ZM23 53H24V52H23ZM25 53H26V52H25ZM112 53H113V52H112ZM120 53H121V52H119V54H120ZM194 53H192V54H194ZM222 53H223V52H222ZM222 53H221V54H222ZM240 53H244V52H243V49H242V52L240 51ZM245 53H246V52H245ZM245 53H244V54H245ZM247 53H248V52H247ZM252 53H253V52H252ZM254 53H255V52H254ZM35 54H36V53H35ZM56 54H57V53H56ZM70 54H72V55H70ZM115 54H116V53H115ZM195 54H196V53H195ZM213 54H214V53H213ZM217 54H220V53L218 52ZM217 54H215V55L217 56ZM221 54H220V55H221ZM223 54H224V53H223ZM225 54H226V53H225ZM225 54H224V55H225ZM237 54H238V53H236L235 55H237ZM249 54H250V53H249ZM249 54H248V55H249ZM21 55H22V53H21ZM32 55H33V54H32ZM63 55H62V56H63ZM66 55H67V56H66ZM104 55H103V57H104ZM111 55H112V56H111ZM111 55H110V56L113 58V54H111ZM116 55H117V54H116ZM197 55H198V54H197ZM197 55H196V56H197ZM199 55H200V54H199ZM239 55H240V54H239ZM253 55H255V54H253ZM253 55H252V56H253ZM259 55H261V54L259 53ZM23 56H24V55H23ZM30 56H31V55H30ZM34 56H36V55H34ZM34 56H32V57H34ZM38 56H39V55H38ZM54 56H55V55H54ZM54 56H52L51 59H55ZM58 56H60L59 53H58ZM107 56H108V55H107ZM107 56H106V57H107ZM114 56H115V55H114ZM118 56L120 57L121 55H118ZM163 56H164V55H163ZM167 56H168V55H167ZM202 56H204V55H202ZM209 56H210V55H209ZM233 56H234V55H233ZM250 56H251V55H250ZM262 56H263V54H262ZM17 57H18V56H17ZM25 57H26V55H25ZM56 57H57V56H56ZM72 57H73V56H72ZM74 57H75V56H74ZM116 57H117V56H116ZM122 57L124 58V56H122ZM122 57H121V58H122ZM125 57H126V56H125ZM171 57H172V56H171ZM191 57L194 58L195 56H191ZM198 57H201V56H198ZM198 57H196V59H197ZM213 57H214V56H213ZM217 57H219V55H218ZM227 57H228V54H227ZM227 57H225V58L227 59ZM231 57H232V56H231ZM234 57H236V56H234ZM240 57H241V56H240ZM256 57H258V55H257ZM22 58H23V57H22ZM26 58H28V57H26ZM34 58H35V57H34ZM36 58H37V56H36ZM48 58H49V57H48ZM101 58H102V57H101ZM104 58H105V57H104ZM121 58H120V60H122V61L125 59V58H124V59H121ZM165 58H166V57H165ZM172 58H173V57H172ZM172 58H171V59H172ZM174 58H175V57H174ZM174 58H173V59H174ZM189 58H190V57H189ZM193 58H192V60H194ZM215 58H216V57H215ZM215 58H214V59H215ZM228 58H229V57H228ZM232 58H233V57H232ZM236 58H237V57H236ZM253 58H254V57H253ZM258 58H259V57H258ZM261 58H262V57H260V59H261ZM9 59H10V58H9ZM11 59H13V58H11ZM14 59H16V58H14ZM28 59H29V58H28ZM30 59H31V58H30ZM32 59H33V58H32ZM38 59H41V61L43 60L42 57H39ZM46 59H47V58H46ZM46 59H44V60H46ZM70 59H73V58H70ZM74 59H75V58H74ZM109 59H110V58H109ZM115 59H117V58L114 57V60H115ZM126 59H127V58H126ZM162 59H164V58H162ZM171 59H170V60H171ZM181 59H182V58H181ZM196 59H195V61H196ZM207 59H208V57H207ZM207 59H205L206 61L203 59L204 62H200V63H203V66H204L203 68H205V64H206V62H207V61H208V62L210 61V60H207ZM209 59H210V58H209ZM218 59L220 60V58H218ZM221 59H222V58H221ZM229 59H231V58H229ZM229 59H228V61H229ZM238 59H239V58H238ZM240 59L242 60V58H240ZM246 59H247V58H246ZM246 59H245V60H246ZM256 59H257V58H256ZM263 59H264V58H263ZM16 60H17V59H16ZM34 60H35V59H34ZM58 60H59V59H58ZM60 60H61V59H60ZM95 60H96V59H95ZM114 60H113V59H110L111 62L114 61ZM118 60H119V59H118ZM120 60H119L118 62H120ZM175 60L177 61L178 59H175ZM179 60H180V59H179ZM179 60H178V61H179ZM192 60H191V61H192ZM201 60H202V59H201ZM201 60H200V61H201ZM215 60H217V59H215ZM232 60H233V59H232ZM236 60H237V59H236ZM250 60H252V58H251ZM0 61H1V59H0ZM5 61H6V63H7V61H9V60H5ZM5 61H4V62H5ZM11 61H12V60H11ZM17 61H18V60H17ZM21 61H22V60L20 59V62H21ZM27 61H28V60H27ZM30 61H31V60H30ZM41 61H40V62H41ZM51 61H53V60H51ZM162 61H163V60H162ZM173 61H174V60H173ZM182 61H184V63H185V60L182 59ZM198 61H199V60H197V62H198ZM212 61H214V60H212ZM224 61H225V59H224ZM230 61H231V60H230ZM243 61H244V60H242V61L239 60V62H243ZM9 62H10V61H9ZM13 62H14V61H13ZM15 62H16V61H15ZM34 62H35V61H34ZM48 62H50V61H48ZM54 62H55V61H54ZM60 62H61V61H60ZM63 62H64V61H63ZM116 62H117V61H116ZM158 62H160V61H158ZM167 62H168V59L166 60V64H167ZM174 62H175V61H174ZM218 62H219V61H218ZM221 62H222V61H221ZM221 62H220V65H221ZM226 62H227V61H225V63H226ZM236 62H237V61H236ZM248 62H249V64H250L249 59H248ZM252 62H253V60L251 61V63H252ZM254 62H255V58H254ZM262 62H263V60H262ZM262 62H261V63L259 62V63L262 64ZM24 63H27V64H28V62H23V64H24ZM30 63H32V62H30ZM44 63H45V62H44ZM55 63H57V62H55ZM109 63H110V62H109ZM175 63H176V62H175ZM186 63H187V62H186ZM213 63H214V62H213ZM216 63H217V62H216ZM216 63H215V64H216ZM237 63H238V62H237ZM244 63H245V62H243V64H244ZM12 64H13V63H12ZM15 64H17V63H15ZM15 64H14V65H15ZM19 64H20V66H21V63H19ZM23 64H22V65H23ZM27 64H24V65H27ZM33 64H34V63H33ZM33 64H31V65H33ZM38 64H39V63H38ZM52 64H53V62L51 63V65H52ZM64 64H65V63H64ZM86 64H87V63H86ZM86 64H85V65H86ZM163 64H165V63L163 62ZM168 64H169V62H168ZM179 64H180V63H179ZM182 64H183V62H182ZM198 64H199V63L194 64V65L196 66V65H198ZM207 64H208V63H207ZM233 64H234V63H233ZM239 64H240V63H239ZM249 64L246 65V66H249ZM9 65H10V64H9ZM34 65H35V64H34ZM36 65H37V64H36ZM36 65H35V66H36ZM80 65H81V64H80ZM85 65H82L81 67H82V68H85V67H84ZM154 65H155V64H154ZM159 65H160V63H159ZM159 65H158V67H161V65H160V66H159ZM171 65H172V63H171ZM213 65H214V64H213ZM217 65H218V63H217ZM222 65H224V63H223ZM225 65H226V64H225ZM225 65H224V67H222V68H225ZM227 65H228V62H227ZM230 65L232 66V64H230ZM230 65H229V66H230ZM236 65L238 66V64H236ZM240 65H242V64H240ZM252 65H253V64H252ZM252 65H250V66H252ZM254 65H256V64H254ZM254 65H253V67H255ZM3 66H4V65H3ZM16 66H17V65H16ZM20 66H18V67H20ZM27 66H30V65H27ZM38 66H39V65H38ZM49 66H50V64H49ZM59 66L62 68L63 63H62V64H55V65H52V66L50 67V68L53 67V69H52V73H54L53 71H61V69L58 68ZM66 66H67V65H66ZM149 66L152 67V65H149ZM165 66H167V65H164V67H165ZM175 66H176V65H175ZM229 66H226V68H228ZM30 67H31V66H30ZM67 67H68V66H67ZM81 67H79V69H81ZM151 67H150V68H151ZM153 67H154V66H153ZM218 67H219V65H218ZM232 67H233V66H232ZM234 67H236L235 64H234ZM2 68H3V67H2ZM2 68H0V77L4 75V74H3V75L1 74L2 71H4L5 73L11 75V76H10L11 78L9 77V79H13V80H14V81L11 80V81H12V82H11L12 84L17 83V81H18V83H19V82H22V81H25V79H26V77H27V76H26L25 79H22V78H21V80H18V78H17L18 76H19V77H22V76L25 75V74H22L21 72H20V74H18V73H17L18 68H17V70H15V69H16L15 66H12V65H11L10 67H8V64H7V66L5 65L4 68H3V69H2ZM14 68H15V69H14ZM20 68H21V67H20ZM23 68H24V67H23ZM50 68L48 69L49 71H50ZM71 68H72V66H71ZM147 68H148V67H147ZM155 68H157V65H156ZM169 68H171V67H169ZM175 68H176V67H175ZM207 68H208V66H207ZM207 68H206V69H207ZM236 68H237V67H236ZM236 68H235V69H236ZM241 68H243V67L241 66ZM244 68H246V67H244ZM25 69H26V68H25ZM30 69H31V68H30ZM33 69H34V68H33ZM63 69H64V68H63ZM77 69H78V68H77ZM143 69L145 70V67H144ZM166 69H167V68H165V70H166ZM206 69H205V70H206ZM212 69H213V68H212ZM232 69H233L234 72H235V69H234V68H230V70H232ZM246 69H247V68H246ZM259 69H261V67H260ZM259 69H258V70H259ZM19 70H20V69H19ZM19 70H18V71H19ZM26 70H27V69H26ZM66 70H67V69H66ZM74 70H75V68H74ZM132 70H133V68H132ZM135 70H136V69H135ZM147 70H148V69H147ZM165 70H164V71H165ZM169 70H170V69H169ZM203 70H204V69H203ZM205 70H204V72H205ZM233 70H232V71H233ZM237 70H238V69H237ZM242 70H244V69H242ZM242 70H241V72H242ZM27 71H29V70H27ZM27 71H25V72H27ZM30 71H31V70H30ZM71 71H72V70H70V72H71ZM76 71H78V70H76ZM142 71H143V70H142ZM142 71H141L140 74H142ZM145 71H146V70H145ZM148 71H149V70H148ZM218 71H219V70H218ZM227 71H229V70L227 69ZM247 71H249V68H248ZM260 71H262V70H260ZM25 72H24V73H25ZM31 72H32V71H31ZM65 72H66V71H65ZM70 72L67 71V73H69V74H70ZM72 72H73V71H72ZM131 72H132V71H131ZM131 72H130V73H131ZM155 72H157V71H155ZM174 72H175V70H174ZM174 72H173V73H174ZM183 72H184V71H183ZM206 72H207V71H206ZM206 72H205V73H206ZM229 72L232 74L231 71H229ZM234 72H233V73H234ZM239 72H240L239 70H238L237 72H235V75H236V73H237V74H240ZM249 72H250V71H249ZM252 72H253V71H252V69H251V72H250V73H252ZM254 72H256V71H254ZM258 72H259V71H258ZM258 72H257V73H258ZM27 73H28V75H29V72H27ZM50 73H51V71H50ZM52 73H51V74H52ZM56 73H57V72H56ZM56 73H54V74H56ZM58 73L61 74L60 72H58ZM128 73H129V72H128ZM133 73H134V71H133ZM144 73H145V72H144ZM146 73H148V72H146ZM151 73H152V72H151ZM173 73H171L170 75L172 76ZM184 73H185V72H184ZM209 73H210V72H209ZM214 73H216V72H214ZM230 73H229V74H230ZM245 73H246V72H245ZM250 73H249V74H250ZM261 73H262V72H261ZM69 74H68V75H69ZM79 74H80V73H79ZM83 74H84V73H83ZM83 74H81V75H83ZM124 74H125V73H124ZM135 74H136V73H134L133 75L135 76ZM149 74H150V73H149ZM153 74H154V73H153ZM153 74H152V75H153ZM156 74H157V73H156ZM156 74H154V75H156ZM174 74H175V73H174ZM174 74H173V75H174ZM203 74H204V73H203ZM203 74H202V76L205 75V74H204V75H203ZM211 74H213L212 71H211ZM231 74H230V75H231ZM262 74H263V73H262ZM48 75H49V74H47V76H48ZM64 75H65V74L62 73V76H64ZM66 75H67V74H66ZM66 75H65V76H66ZM68 75H67V76H68ZM75 75H76V74H75ZM126 75H127V74H126ZM126 75H125V76H126ZM138 75H139V74H138ZM143 75H146V74H143ZM150 75H151V74H150ZM152 75H151V76H152ZM154 75H153V76H154ZM206 75H207V73H206ZM208 75H209V74H208ZM225 75H227V74H225ZM230 75H228V76H230ZM242 75H243V74H242ZM245 75H246V74H245ZM247 75H248V74H247ZM250 75H251V74H250ZM254 75H255V74H254ZM30 76H31V74H30ZM30 76H29V77H30ZM50 76H52V75H50ZM50 76H49V77H50ZM56 76H57V74H56ZM62 76H60V77H62ZM70 76H71V75H70ZM122 76H123V75H122ZM125 76H124V77H125ZM130 76H131V74H130ZM140 76H141V75H140ZM157 76H158V75H157ZM168 76H169V75H168ZM171 76H169V77H171ZM195 76H196V75H195ZM210 76H211V75H210ZM240 76H241V74H240ZM256 76H258V75H256ZM3 77L5 78V76H3ZM58 77H59V76H58ZM128 77H129V76H128ZM132 77H133V76H132ZM137 77H138V76H137ZM141 77H142V76H141ZM146 77H147V76H146ZM146 77H145V78H146ZM154 77H155V76H154ZM186 77H187V76H186ZM197 77H198V75H197ZM200 77H201V76H200ZM204 77H207V76H204ZM204 77H201V79L204 78ZM224 77H225V76H224ZM243 77H244V76H243ZM243 77H242V78H243ZM248 77H249V76H248ZM248 77H247V78H248ZM250 77H251V76H250ZM259 77H262V76H259ZM4 78H3V79H4ZM6 78H7V76H6ZM6 78H5V79H6ZM16 78H17V80H16ZM30 78H31V77H30ZM66 78H67V77H66ZM104 78H105V77H104ZM112 78H113V77H112ZM119 78H120V77H119ZM130 78H131V77H130ZM130 78H128V79H130ZM133 78H134V77H133ZM133 78H131V79L134 80ZM135 78H136V77H135ZM151 78H152V77H151ZM161 78L164 79V78H166V77L163 76V77H161ZM183 78H184V77H183ZM198 78H199V77H198ZM212 78H214V76H213ZM212 78H211V79H212ZM228 78H229V77H228ZM244 78H245V77H244ZM27 79H28V78H27ZM50 79H51V77H50ZM54 79H56L55 76H54ZM57 79H58V78H57ZM59 79H61V78H59ZM62 79H63V78H62ZM64 79H65V78H64ZM110 79H111V77H110ZM114 79H115V78H114ZM121 79H122V78H121ZM126 79H127V77L125 78L124 81H127ZM147 79H148V78H147ZM149 79H150V78H149ZM153 79H154V78H153ZM195 79H196V78H195ZM206 79H207V78H205V80H206ZM234 79H235V78H234ZM1 80H2V79H1ZM105 80H106V79H105ZM105 80H104V83H105ZM108 80H109V77H108ZM150 80H152V79H150ZM150 80H149V82L152 83ZM184 80H185V79H184ZM207 80H208V79H207ZM218 80H219V79H218ZM232 80H233V79H232ZM236 80H239V79H236ZM27 81H30V80H27ZM52 81H54V80H52ZM55 81H56V80H55ZM61 81H63V80H60L59 82H61ZM96 81H97V80H96ZM96 81H95V82H96ZM98 81L100 82V80H98ZM109 81H111V80H109ZM114 81H115V80H114ZM114 81H112V82H114ZM116 81H117V80H116ZM130 81H131V80H130ZM146 81H148V80H146ZM158 81H159V80H158ZM197 81H198V80H197ZM200 81H201V80H200ZM209 81H210V79H209ZM216 81H217V79H216ZM216 81H215V82H216ZM263 81H264V80H263ZM57 82H58V81H57ZM117 82L119 83V81H117ZM122 82H123V81H122ZM122 82H121V83H122ZM128 82H129V81H128ZM156 82H157V81H156ZM156 82H155V83H156ZM192 82H193V81H192ZM207 82H208V81H207ZM239 82H242V81H239ZM239 82H237V83H238L237 85L240 84ZM252 82H254V81H252ZM2 83H3V82L1 81V82H0V87L2 86V88H3V87L5 86V84H2ZM18 83H17V84H18ZM101 83H102V82H101ZM115 83H116V82H115ZM121 83H119V85H120ZM124 83H125V82H124ZM124 83H123V84H124ZM147 83H148V82H147ZM147 83H146V84H147ZM153 83H154V82H153ZM158 83H159V82H158ZM183 83H184V82H183ZM183 83H182V84H183ZM218 83H220V82H218ZM243 83H244V82H243ZM249 83H250V82H249ZM261 83H262V82H259V84H261ZM7 84H8V83H7ZM20 84H21V83H20ZM20 84H18V85H20ZM22 84H24V83H22ZM26 84H27V83H26ZM84 84H85V83H84ZM92 84H93V82H92ZM113 84H114V83H112V85H113ZM123 84H122V86H123ZM148 84H149V83H148ZM148 84H147V85H148ZM203 84H204V82H203ZM235 84H236V82H235ZM241 84H242V83H241ZM241 84H240V85H241ZM247 84H248V83H247ZM247 84H246V85L243 84V85L247 86ZM82 85H83V84H82ZM86 85H87V84H86ZM102 85H103V84L99 85V87L102 86ZM106 85H107V83H106ZM115 85H116V84H115ZM117 85H118V84H117ZM147 85H145V86H147ZM149 85H150V84H149ZM149 85L147 86V88L149 87ZM180 85H181V84H180ZM189 85H190V84H189ZM208 85H209V83H208ZM233 85H234V84H233ZM253 85H255V84H253ZM253 85L251 84L250 86H253ZM256 85H257V83H256ZM261 85H262V84H261ZM15 86H17V85H15ZM23 86H24V85H23ZM89 86H91V83L89 84ZM93 86H94V85H93ZM96 86H98V84H97ZM110 86H111V85H110ZM142 86H143V85H142ZM151 86H153V85H151ZM156 86H157V85H156ZM173 86H174V85H173ZM175 86H176V85H175ZM198 86H199V85H198ZM198 86H197V87H198ZM200 86H201V85H200ZM200 86H199V87H200ZM217 86H219V84L215 86L216 90H218ZM221 86H222V85H221ZM262 86H264V84H263ZM262 86H260V87L262 88ZM7 87H8V85H7ZM12 87H14V86H12ZM81 87H82V86H81ZM81 87H80V88H81ZM117 87L119 88V86H117ZM153 87H155V85H154ZM169 87H170V86H169ZM177 87H178V86H177ZM179 87H180V86H179ZM191 87H193V89H194L195 86H194V85H193V86L191 85ZM203 87H204V86H203ZM205 87H206V86H205ZM223 87H224V86H223ZM223 87H220V86H219V88H223ZM230 87H231V86H230ZM230 87H228V88H230ZM233 87H234V86H232L230 89H232ZM237 87H238V86H237ZM237 87H236V88H237ZM239 87H241V86H239ZM239 87H238V88H239ZM247 87H248V86H247ZM247 87H246V88H247ZM2 88H1V89H2ZM10 88H11V86H10ZM16 88H18V87H15V89H16ZM80 88H79L78 91H80ZM82 88H84V87H82ZM88 88H89V87H88ZM95 88H96V87H95ZM100 88H101V87H100ZM105 88H107V87H105ZM113 88H114V87H113ZM113 88H112V90H113ZM143 88H144V87H143ZM143 88H141V89H143ZM145 88H146V87H145ZM155 88H156V87H155ZM167 88H168V87H167ZM171 88H172V87H171ZM175 88H176V87H175ZM195 88H196V87H195ZM200 88H201V87H200ZM207 88H208V87H207ZM210 88H211V87H209L208 90H209ZM241 88H242V87H241ZM241 88H240V92H241ZM249 88L252 89L251 87H249ZM254 88H255V86H254ZM263 88H264V87H263ZM263 88H262V89H263ZM6 89H7V88H6ZM20 89H22V87H21ZM23 89H26V88H23ZM109 89H110V88H108V90H109ZM116 89H117V88H116ZM116 89H114V90H116ZM153 89H154V88H153ZM153 89H151L150 91H152ZM185 89H186V88H185ZM193 89L190 88V90H193ZM196 89H197V88H196ZM201 89H202V88H201ZM201 89H200V90H201ZM204 89H205V88H204ZM204 89H202L201 91H203ZM211 89H212V88H211ZM211 89H210V90H211ZM213 89H214V88H213ZM224 89H225V88H224ZM256 89H258V85H257ZM3 90H4V89H3ZM11 90H12V89H11ZM81 90H82V89H81ZM85 90H86V89H85ZM88 90H90V89H88ZM95 90H96V89H94V91H95ZM98 90H99V88H98ZM100 90L102 91V89H100ZM100 90H99V91H100ZM104 90H105V89H104ZM120 90H121V89H120ZM120 90H118V92H119ZM144 90H145V89H144ZM154 90H155V89H154ZM171 90H172V89H171ZM187 90H189V89H187ZM197 90H198V89H197ZM197 90H196V91H197ZM200 90H198V91H200ZM208 90L206 89V92H208ZM222 90H223V89H222ZM234 90H235V89H234ZM8 91H9V90H8ZM16 91H17V90H16ZM18 91H19V90H18ZM76 91H77V90H76ZM78 91H77V93H78ZM86 91H87V90H86ZM86 91H85V93H86ZM90 91H91V90H90ZM92 91H93V89H92ZM94 91H93V92H94ZM105 91L107 92V90H105ZM141 91H143V90H141ZM158 91H159V90H158ZM166 91H167V90H166ZM201 91H200V92H201ZM212 91L214 92L215 90H212ZM218 91L220 92L221 89L218 90ZM229 91H230V90H228V92H229ZM231 91H233V90H231ZM231 91H230V92H231ZM243 91H244V90H243ZM4 92H6V91H4ZM9 92H10V91H9ZM13 92H14V93H13ZM13 92H12L13 94L18 93V92H15L14 90H13ZM82 92H83V90H82ZM93 92H91V95H94ZM95 92H96V91H95ZM97 92H98V91H97ZM97 92H96V93H97ZM108 92H109V91H108ZM115 92H116V91H115ZM115 92H114V93H115ZM136 92H137V91H136ZM143 92H144V91H143ZM147 92H148V91H147ZM161 92H162V91H161ZM169 92H170V91H169ZM188 92L192 93V91H188ZM193 92L196 93L194 90H193ZM206 92H205V93H206ZM221 92H223V91H221ZM228 92H227V90H226V93H228ZM260 92H261V91H260ZM6 93H7V92H6ZM19 93H20V92H19ZM96 93H95V94H96ZM150 93H151V92H150ZM181 93H182V92H181ZM184 93H185V92H184ZM198 93H199V92H198ZM209 93H211V92H209ZM215 93H216V92H215ZM215 93H214V94H215ZM226 93H225V94H226ZM233 93H234V92H233ZM241 93H242V92H241ZM241 93H240V94H241ZM244 93H245V91H244ZM250 93H251V91H250ZM255 93H256V91H255ZM10 94H11V93H10ZM21 94H22V93H21ZM39 94H40V93H39ZM66 94H67V93H66ZM78 94H80V93H78ZM78 94H77V95H78ZM82 94H83V93H82ZM82 94H80V95H82ZM87 94H88V93H87ZM89 94H90V92H89ZM97 94H98V93H97ZM99 94H100V93H99ZM101 94H102V92H101ZM101 94H100V95H101ZM103 94H104V93H103ZM105 94H106V93H105ZM112 94H113V93H112ZM136 94H138V93H136ZM139 94H141V93L139 92ZM147 94H148V93H147ZM201 94H202V93H201ZM201 94H199V96H201ZM223 94H224V93H223ZM242 94H243V93H242ZM0 95H1V94H0ZM3 95H4V93L2 94V97H3ZM40 95H42V94H40ZM44 95H45V94H44ZM44 95H43V96H44ZM70 95H71V93H70ZM77 95H75V96H77ZM84 95H85V94H84ZM109 95H110V94H109ZM118 95H119V94L117 93V94H116V98L119 97ZM134 95H135V94H134ZM134 95H133V96H134ZM150 95H151V94H150ZM150 95H149V96H150ZM156 95H157V93H156ZM163 95H164V94H163ZM175 95H176V94H175ZM186 95H188V94H187V91H186L185 96H186ZM204 95H205V94H204ZM204 95L202 96V100H204V99L206 98ZM227 95H230V94H227ZM255 95H256V94H255ZM21 96H22V95H21ZM36 96H38V95H36ZM86 96H87V95H86ZM110 96H111V95H110ZM110 96H109V97H110ZM114 96H115V94H114ZM131 96H132V95H131ZM133 96H132V97L128 96V98H133ZM135 96H137V95H135ZM138 96H139V95H138ZM141 96H142V95H141ZM176 96H179V94L176 95ZM181 96H182V95H180V98H181ZM188 96H190V95H188ZM188 96H187V97H188ZM217 96H218V95H217ZM224 96H225V95H224ZM246 96H247V95H246ZM250 96H251V95H250ZM0 97H1V96H0ZM16 97L19 98L20 96L18 95V96H16ZM16 97H15V99H17ZM39 97H40V96H39ZM41 97H42V96H41ZM67 97H68V99H69L70 96H67ZM77 97H78V96H77ZM79 97H80V96H79ZM82 97H83V96H82ZM107 97H108V94H107ZM109 97H108V98H109ZM123 97H124V95H123ZM123 97H122V98H123ZM157 97H158V96H157ZM160 97H161V96H160ZM183 97H184V96H183ZM203 97H204V99H203ZM209 97H210V96H208V98H209ZM220 97H221V96H220ZM226 97H227V96H226ZM228 97H230V96H228ZM228 97H227V99H228ZM238 97H239V96H238ZM256 97H257V96H256ZM260 97H261V96H260ZM9 98H10V97H9ZM70 98H71V97H70ZM86 98H87V97H86ZM108 98H107V99H108ZM112 98H113V97H112ZM122 98H121V99H122ZM128 98H127V99H128ZM138 98H139V97H138ZM140 98H141V97H140ZM145 98H146V97H145ZM147 98H148V97H147ZM149 98H150V97H149ZM149 98H148V100H151V99L153 98V96H152L151 99H149ZM176 98H177V97H176ZM180 98H179V99H180ZM184 98H186V97H184ZM213 98H214V97H213ZM243 98H244V97H243ZM0 99H1V98H0ZM78 99H79V98H78ZM81 99H82V98H81ZM83 99H84V97H83ZM107 99H105V100L107 101ZM141 99H142V98H141ZM173 99H175L174 96H173ZM177 99H178V98H177ZM179 99H178V100H179ZM197 99H199V97H198ZM225 99H226V98H225ZM225 99H224V100H225ZM234 99H235V98H234ZM236 99H237V98H236ZM238 99H239V98H238ZM240 99H241V98H240ZM250 99H251V98H249V100H250ZM72 100H73V99H72ZM75 100H76V99H75ZM109 100H111V99L109 98ZM113 100H116V99L113 98ZM130 100H131V99H130ZM139 100H140V99H139ZM144 100H145V99L142 100L143 103H144ZM153 100H154V99H153ZM157 100H159V98H158ZM161 100H162V99H161ZM165 100L167 101L166 98H165ZM182 100H183V99H182ZM200 100H201V99H200ZM213 100H214V99H213ZM216 100H217V98H216ZM224 100H222V101H223V104H224ZM231 100H232V98H231ZM244 100H246V98L242 100V104H243V102H244V105H245L246 102H245ZM259 100H261V99H258V101H259ZM12 101H13V99H12ZM63 101H65V98H64ZM68 101H69V100H68ZM76 101L78 102V100H76ZM76 101H72V102H76ZM117 101L120 102V100H117ZM121 101H122V100H121ZM125 101H126V97H125L124 102H125ZM128 101H129V99H128ZM135 101H136V102H141V100H140V101H137L136 98H135ZM146 101H147V100H146ZM151 101H152V100H151ZM162 101H163V100H162ZM166 101H165V102H166ZM169 101H170V99H169ZM214 101H215V100H214ZM219 101H220V100H219ZM219 101H217V102L219 103ZM222 101H220V103H221ZM234 101H235V100H234ZM234 101L232 100L231 102H234ZM246 101H247V100H246ZM65 102H66V101H65ZM70 102H71V101H69V103H70ZM77 102H76V103H77ZM103 102H104V101H103ZM109 102H110V101H109ZM122 102H123V101H122ZM130 102H131V101H130ZM156 102H158V101H156ZM156 102H154V103H156ZM163 102H164V101H163ZM163 102H162V103H163ZM165 102H164V103H165ZM227 102H229V101H227ZM231 102H230V103H231ZM235 102H237V101H235ZM235 102H234L233 105H235ZM240 102H241V101H240ZM240 102H239V103H240ZM250 102H253V101L251 100ZM254 102H255V100H254ZM259 102H260V101H259ZM261 102H262V101H261ZM63 103H64V102H63ZM143 103H142V107L145 106V104H144V106H143ZM146 103H148V102H146ZM159 103H161V101H160ZM159 103H158V104H159ZM162 103H161V104H162ZM214 103H216V101H215ZM218 103H216V104H218ZM230 103H229V104L227 103L228 106L230 105ZM263 103H264V102H263ZM64 104H65V103H64ZM105 104H106V103H105ZM114 104H115L114 101H113V104H112V102H111V105H112V106H113ZM117 104L119 105V103H117ZM134 104H135V103H134ZM139 104H141V103H139ZM161 104H159V105H161ZM166 104H168V103L166 102ZM166 104H164V105H166ZM173 104H174V103H173ZM175 104H176V102H175ZM178 104H179V103H178ZM221 104H222V103H221ZM221 104H220V105H221ZM236 104L239 105V107L241 106V105H240L241 103H240V104L236 103ZM246 104H247V103H246ZM252 104H253V103H252ZM257 104H258V103H257ZM2 105H3V104H1V106H2ZM39 105H40V104H39ZM66 105H67V104H66ZM66 105L64 106L65 109L68 108V107L66 108ZM69 105H70V104H69ZM102 105H103V104H101L100 107H101ZM108 105H109V104H108ZM115 105H116V104H115ZM130 105H131V104H130ZM152 105H153V104H152ZM156 105H157V104H156ZM162 105H163V104H162ZM176 105H177V104H176ZM176 105H175V106H176ZM179 105L181 106L182 104H179ZM179 105L177 106V108H179ZM218 105H219V104H218ZM220 105H219V106H220ZM224 105H226V104H224ZM224 105H223V106H224ZM249 105H250V103H249ZM249 105H248V106H249ZM261 105H263V104H261ZM261 105H260V106H261ZM37 106H38V104H37ZM106 106H107V104H106ZM135 106H136V105H135ZM149 106H151V105H149ZM157 106H158V105H157ZM223 106H222V107H223ZM230 106H231V105H230ZM235 106H236V105H235ZM251 106H252V105H251ZM30 107H32V106H30ZM43 107H44V106H43ZM102 107H103V106H102ZM130 107H131V106H130ZM132 107H134V106H132ZM232 107H234V106H232ZM236 107H237V106H236ZM241 107H242V106H241ZM245 107H246V106H245ZM253 107H254V106H253ZM0 108H3V107H0ZM10 108H11V107H10ZM14 108H16V107H14ZM24 108H25V107H24ZM24 108H23V109H24ZM33 108H34V107H33ZM38 108H39V107H38ZM104 108H105V107H104ZM145 108H147V107L145 106ZM145 108H144V109H145ZM149 108H150V107H149ZM153 108H154V107H153ZM153 108H152V109H153ZM155 108H156V106H155ZM174 108H175V107H174ZM225 108H226V106H225ZM230 108H231V107H230ZM237 108H238V107H237ZM242 108H244V107H242ZM247 108H248V107H247ZM257 108H258V107H257ZM257 108L254 107V109H253V108H252V109H253V111H254L255 109L257 110ZM259 108H261V107H259ZM259 108H258V109H259ZM5 109H7V108H5ZM35 109H36V108H35ZM41 109H43V108H41ZM44 109L46 110V108H44ZM99 109H100V108H99ZM133 109H134V108H133ZM135 109L137 110V108H135ZM138 109H139V108H138ZM142 109H143V108H142ZM231 109H233V108H231ZM231 109H230V110H231ZM234 109L237 110L236 108H234ZM252 109L250 110L251 112H252ZM262 109H263V107H262ZM262 109H259L260 112L263 111ZM7 110H10V109H7ZM13 110H14V109H13ZM13 110H12V111H13ZM15 110H16V109H15ZM17 110H18V109H17ZM24 110H25V109H24ZM24 110H23V111H24ZM29 110H30V111H29ZM29 110H28V114H31V113H29V112H32V109H29ZM37 110H38V109H37ZM39 110H40V109H39ZM39 110H38V111H39ZM45 110H41V111H43L44 114H46V113H45V112H46ZM129 110H130V109H129ZM136 110H135V111H136ZM145 110H146V112H147L149 109H148V110L145 109ZM145 110H144V111H145ZM150 110H151V109H150ZM47 111H48V110H47ZM140 111H142V113L144 112L143 110H140ZM152 111H153V110H152ZM155 111H156V109H155ZM155 111H154V113H156ZM247 111H249V110H247ZM13 112H14V114H15V111H13ZM19 112H20V111H19ZM21 112H22V111H21ZM43 112H41V113H43ZM71 112H72V110H71ZM77 112H78V111H77ZM77 112L75 111V112H73V113H77ZM127 112H128V111H127ZM137 112H138V111H137ZM256 112H257V111H256ZM258 112H259V111H258ZM0 113H1V111H0ZM5 113H6V112H5ZM7 113L9 114V111H7ZM7 113H6V114H7ZM36 113H37V112H36ZM82 113H83V112H82ZM103 113L106 115L105 112H103ZM125 113H126V112H125ZM125 113H124V114H125ZM135 113H136V112H135ZM262 113H263V112H262ZM3 114H4V113H3ZM24 114H25V113H24ZM33 114H34V113H33ZM67 114H68V113H67ZM67 114H66V116H67ZM78 114L80 115V112H78ZM84 114H85V113H84ZM84 114H83V115H84ZM114 114H115V113H114ZM119 114H120V113H119ZM127 114H128V113H127ZM9 115H10V114H9ZM15 115H16V114H15ZM37 115H38V114H37ZM62 115H64V114H62ZM69 115H70V114H69ZM74 115H75V114H74ZM112 115H113V114H112ZM116 115H117V114H116ZM137 115H138V113H137ZM137 115L135 114V117H136ZM147 115H149V114H147ZM3 116H4V115H3ZM3 116H0L1 119H2ZM5 116H6V115H5ZM17 116H19L18 113H17ZM25 116H27V114H26ZM31 116H33V115H31ZM41 116H42V115H41ZM59 116H61V115H59ZM71 116H73V115L71 114ZM75 116H77V115H75ZM113 116H114V115H113ZM113 116H112V117H113ZM126 116H127V115H126ZM7 117H8V116H7ZM11 117H12V116H11ZM11 117H10V118H11ZM28 117H29V115H28ZM39 117H40V116H39ZM39 117H38V118H39ZM62 117H63V116H62ZM67 117H68V116H67ZM81 117H82V116H81ZM81 117H79L80 120H81ZM116 117H117V116H116ZM128 117H129V116H128ZM130 117H131V116H130ZM135 117H132V119H129V120L135 121V119H136L138 116H137L136 118H135ZM139 117H141V115H140ZM147 117H148V116H147ZM147 117H146V118H147ZM8 118H9V117H8ZM10 118H9V120H10ZM13 118H14V117H13ZM18 118H19V117H18ZM20 118H21V117H20ZM35 118H36V117H35ZM38 118H37V119H38ZM59 118H60V117H59ZM68 118H70V117H68ZM72 118H73V117H72ZM103 118H104V117H103ZM103 118H102V119H103ZM106 118H107V117H106ZM108 118H109V117H108ZM117 118H118V117H117ZM133 118H134V119H133ZM146 118H145V119H146ZM3 119L5 120V119H7V118L4 117ZM16 119H17V118H16ZM21 119H22V118H21ZM23 119H24V118H23ZM26 119H27V118H26ZM30 119H31V118H30ZM40 119H41V118H40ZM53 119L55 120V118H53ZM65 119H66V118H65ZM65 119H64V120H65ZM74 119H75V118H74ZM102 119H100V120H102ZM138 119H140V118H138ZM148 119H149V117H148ZM4 120H3V121H4ZM7 120H8V119H7ZM27 120H29V119H27ZM58 120H59V119H58ZM60 120H61V119H60ZM60 120H59V121H60ZM64 120H62V123H64ZM67 120H69V119H67ZM75 120H76V119H75ZM143 120H144V119H143ZM143 120H142V122L144 123L146 120H144V121H143ZM222 120H223V119H222ZM5 121H6V120H5ZM5 121H4V122H5ZM17 121H18V119H17ZM17 121H16V122H17ZM39 121H40V120H39ZM43 121H44V120H42V123H43ZM52 121H53V120L51 119V121L49 120L48 123H49V122L52 123ZM55 121H56V120H55ZM70 121H71V120H70ZM77 121H78V119L76 120V122H77ZM97 121H98V120H97ZM110 121H111V119H110ZM114 121H115V120H114ZM124 121H126V125H124V128H126L125 126L128 125V124H127L128 121H127V120H124ZM132 121H131V122H132ZM137 121H138V120H137ZM217 121H218V120H217ZM220 121H221V120H220ZM223 121H224V120H223ZM223 121H222V125H224ZM225 121H226V120H225ZM4 122H3V123H4ZM10 122H12V121H10ZM18 122H19V121H18ZM18 122H17V124H18ZM20 122H21V121H20ZM37 122H38V120H37ZM37 122H36V123H37ZM40 122H41V121H40ZM56 122H58V121H56ZM101 122H102V121H101ZM129 122H130V121H129ZM142 122H140V123L138 122V123L141 125ZM230 122H231V121H230ZM24 123H25V125H26V122H25V121H24ZM34 123H35V122H34ZM48 123H46V124H48ZM50 123H49V124H50ZM53 123H55V122H53ZM73 123H74V122H73ZM73 123H72V125H73ZM77 123H78V122H77ZM83 123H84V122H83ZM98 123H99V122H98ZM98 123H97V124H98ZM103 123H104V122H103ZM106 123H107V122H106ZM110 123H111V122H110ZM121 123H123V122H121ZM124 123H125V122H124ZM138 123H137V124H138ZM143 123H142V124H143ZM228 123H229V122H228ZM0 124H1V123H0ZM8 124H9V123H7V125H8ZM19 124H20V123H19ZM56 124H57V123H56ZM59 124H60V123H59ZM69 124H70V122H69ZM85 124H86V123H85ZM137 124H136V126H137ZM214 124H216V123H214ZM217 124H219V123L217 122ZM226 124H227V122H226ZM229 124H230V123H229ZM229 124H228V125H229ZM231 124L233 125L234 123H231ZM231 124H230V126H231ZM239 124H240V123H239ZM245 124H246V123H244L243 125H245ZM1 125H2V124H1ZM3 125H4V124H3ZM7 125H6V126L4 125L3 128H4V127H5V128H6V127H10L11 124H10L9 126H7ZM53 125H54V124H53ZM70 125H71V124H70ZM79 125H80V124H78V127H79ZM81 125L83 126V124H81ZM87 125H89V123H88ZM90 125H91V124H90ZM92 125H93V124H92ZM94 125H95V123H94ZM94 125H93V126H94ZM129 125H130V124H129ZM236 125H237V124H236ZM236 125H235V127H238V125H237V126H236ZM13 126H14V128H15V127H16V128L18 127L17 125H14V124H13ZM21 126H22V125H20V127H21ZM46 126H49V125H46ZM51 126H52V124H51ZM56 126H57V125H56ZM74 126H75V124H74ZM95 126H96V125H95ZM111 126L114 127L113 124H111L110 127H111ZM122 126H123V124H121V125L119 124L118 127H122ZM225 126H226V125H224V127H225ZM233 126H234V125H233ZM239 126H240V125H239ZM257 126L261 127L262 125H261V126H260V125H257ZM257 126L255 125L256 128H257ZM263 126H264V125H263ZM263 126H262V127H263ZM1 127H2V126H1ZM20 127H19V128H20ZM23 127H24V125H23ZM61 127H63V124H62ZM65 127H66V126H65ZM65 127H64V128H65ZM75 127L77 128V126H75ZM105 127H106V126H105ZM130 127H131V126H130ZM137 127H138V126H137ZM209 127H210V126H209ZM209 127H208V128H209ZM219 127H220V126H219ZM226 127H227V126H226ZM226 127H225V128H226ZM235 127H234V128L231 127L230 129L233 128L232 130H234ZM248 127H249V125L247 126V128H248ZM253 127H254V126H253ZM255 127H254V129H255ZM262 127H261V128H262ZM5 128H4V129H5ZM47 128H48V127H47ZM49 128H50V127H49ZM82 128L85 129V127H82ZM102 128H103V127H102ZM106 128H109V127H106ZM122 128H123V127H122ZM124 128H123V129H124ZM132 128L134 129V126H133ZM135 128H136V127H135ZM201 128H202V127H201ZM204 128H206V127H204ZM208 128H207V129H208ZM211 128H212V127H211ZM211 128H209V129H211ZM221 128H222V127H221ZM251 128H252V127H251ZM261 128H258V129L260 130ZM263 128H264V127H263ZM0 129H1V128H0ZM6 129H7V128H6ZM8 129H9V128H8ZM8 129H7V130H8ZM66 129H67V128H66ZM70 129H71V128H70ZM117 129H119V128H117ZM117 129H116V130H117ZM198 129H199V128H198ZM209 129H208V130H209ZM219 129H220V128H219ZM237 129H239V128H237ZM240 129H241V128H240ZM240 129H239V130H240ZM245 129H246V127H245ZM254 129H253V130H254ZM7 130H6V131H7ZM54 130H55V129H54ZM79 130H80V129H79ZM120 130H121V128H120ZM127 130H128V129H127ZM193 130H194V129H193ZM202 130H204V129H202ZM212 130H213V129H212ZM220 130H222V129H220ZM226 130H227V129H226ZM232 130H231V131H232ZM239 130H238V133L240 134L241 132H239ZM242 130H243V129H241V131H242ZM247 130H249V129H247ZM0 131H1V130H0ZM8 131H9V130H8ZM10 131H13V130L11 129ZM60 131H61V130H60ZM67 131H68V130H67ZM67 131H66V132H67ZM69 131H70V130H69ZM77 131H78V129H77ZM114 131H115V130H114ZM186 131H187V129H186ZM186 131H185V132H186ZM204 131H205V130H204ZM231 131L229 130V132H231ZM256 131H258V130H256ZM262 131L264 132L263 129H262ZM62 132H63V131H62ZM72 132H74V131H72ZM82 132H83V131H82ZM190 132H191V129H190ZM192 132H193V131H192ZM197 132H201V131L198 130ZM225 132H226V131H225ZM235 132H236V130H235ZM235 132H232V133H234V136H235ZM254 132H255V130H254ZM258 132H259V131H258ZM57 133H58V132H57ZM63 133H64V132H63ZM63 133H61V134L63 135ZM70 133H71V132H70ZM75 133H76V132H75ZM79 133H80V132H79ZM188 133H189V130H188ZM193 133H194V132H193ZM202 133H203V132H202ZM210 133H211V132H210ZM210 133H209V135H210ZM213 133H214V131H213ZM218 133H219V132H218ZM218 133L216 132L215 136H213V137H216V135H217ZM222 133H223V132H222ZM232 133H231V134H232ZM250 133H252L251 130H250L249 134H250ZM255 133H257V132H255ZM255 133H254V134H255ZM68 134H69V133H68ZM80 134H82V133H80ZM112 134H113V133H112ZM127 134H129V133H127ZM127 134H126V136H121V138H123V139L125 140L124 137H127ZM198 134H199V133H198ZM224 134H225V133H224ZM231 134H230V135H231ZM257 134H259V133H257ZM257 134H256V136H257ZM262 134H263V133H262ZM64 135H65V134H64ZM66 135H67V134H66ZM70 135H71V134H70ZM113 135H115V133H114ZM122 135H124V134H122ZM184 135H185V133H184ZM187 135H188V134H187ZM187 135H186V136H187ZM192 135H193L192 138H187L186 136H182V137H181V139H182V143L185 144V143H187L188 141H190V143H191V141L194 140L193 138H195V134H192ZM196 135H197V133H196ZM200 135H201V134H200ZM200 135H199V136H200ZM202 135H203V136L206 135L207 137L209 136V135H207L206 133H205V134H202ZM202 135H201V137H202ZM213 135H214V134H213ZM230 135H229V133H228V138L232 137V135H231V136H230ZM251 135H253V134H251ZM259 135H260V134H259ZM23 136H24V135H23ZM23 136H22V137H23ZM47 136H48V135H47ZM52 136H53V134H52ZM56 136H57V135H56ZM56 136H55V139L57 138ZM76 136H78V134H76ZM175 136H176V135H175ZM178 136H179V135H178ZM180 136H181V135H180ZM180 136H179V137H180ZM199 136H198V137H199ZM206 136H204V137H206ZM210 136H211V135H210ZM221 136H222V135H221ZM223 136H224V135H223ZM223 136H222V137H223ZM236 136H238L237 133H236ZM260 136H262V135H260ZM260 136H258V137H260ZM24 137H25V136H24ZM24 137H23V138H24ZM59 137H60V136H59ZM63 137H64V136H63ZM63 137H60V138H63ZM72 137H73V136H72ZM74 137H75V135H74ZM106 137H107V136H106ZM108 137H110V136H108ZM113 137H114V136H113ZM116 137H117V136H116ZM176 137H177V136H176ZM204 137H203V138H204ZM211 137H212V136H211ZM222 137H221V138H222ZM240 137H241V135H239L238 138L240 139ZM248 137H249V135H248ZM250 137H251V136H250ZM250 137H249V138H250ZM254 137H255V136H254ZM1 138H2V137H1ZM7 138H8V137H7ZM23 138L21 139L22 141H23ZM46 138H47V137H46ZM51 138H52V137H51ZM53 138H54V136H53ZM53 138H52V139H53ZM174 138H175V137H174ZM177 138H178V137H177ZM196 138H197V137H196ZM199 138H200V137H199ZM217 138H218V137H217ZM226 138H227V137H226ZM228 138H227V139H228ZM233 138H234V137H233ZM241 138H242V137H241ZM251 138H252V140L255 139V138L253 139V137H251ZM256 138H257V137H256ZM262 138H263V137H262ZM262 138H261V141H262ZM24 139H25V138H24ZM47 139H48V138H47ZM103 139H105V137H104ZM110 139H111V138H110ZM171 139H172V138H171ZM171 139H170V140H171ZM178 139H179V138H178ZM208 139H209V138H208ZM213 139H214V138H213ZM231 139H232V138H231ZM58 140H59V139H58ZM60 140H61V139H60ZM60 140H59V141H60ZM114 140H115V139H114ZM119 140H121V139H119ZM124 140L121 141V142H124ZM195 140H196V139H195ZM209 140L212 141L211 139H209ZM209 140H208V141H209ZM216 140H217V139H215L214 141H216ZM219 140H220V139H219ZM219 140H217V141H219ZM222 140H224V138H223ZM257 140H259V139L257 138V139H256V142H257ZM17 141H18V140H16V142H17ZM25 141H26V140H25ZM31 141H32V140H31ZM37 141H38V140H37ZM48 141H50V140H48ZM55 141H57V140H55ZM125 141H126V140H125ZM174 141H175V140H174ZM174 141H172V142H174ZM177 141H178V143L180 144L179 140H177ZM201 141H202V140H201ZM208 141L206 140V141H204V142H208ZM210 141H209V142H210ZM224 141H227V140H224ZM231 141H232V140H230V141H228V142H231ZM233 141L237 142V140H234V139H233ZM249 141H250V139H249ZM254 141H255V140H254ZM254 141H252V142H254ZM259 141H260V140H259ZM261 141H260V142H261ZM263 141H264V140H263ZM18 142H19V141H18ZM42 142H43V141H42ZM103 142H104V140H103ZM170 142H171V141H170ZM175 142H176V141H175ZM195 142H196V141H195ZM198 142H199V141H198ZM235 142H234V143H235ZM242 142H243V141H242ZM242 142H240V144H241ZM256 142H255V143H256ZM13 143H14V141H13ZM27 143H29V142H27ZM168 143H169V141H168ZM192 143H194V141H193ZM213 143H214V142H213ZM213 143H212V144H213ZM234 143H233V144H234ZM257 143H258V142H257ZM257 143H256V145H257ZM15 144H16V143H15ZM24 144H25V143H24ZM33 144H34V143H33ZM49 144H50V143H49ZM56 144H57V143H56ZM60 144H61V143H60ZM110 144H111V143H110ZM163 144H164V143H162V145H163ZM173 144H174V143H173ZM173 144H171V145H173ZM175 144H176V143H175ZM203 144L206 145V143H203ZM209 144H211V143H209ZM215 144H216V142H215ZM215 144H213V146H214ZM217 144H219V143L217 142ZM217 144H216V145H217ZM221 144H223V143H221ZM221 144H220V145H221ZM224 144H225V143H224ZM228 144H229V143H228ZM230 144H231V143H230ZM259 144H262V143H259ZM3 145H4V144H3ZM19 145H20V144H19ZM50 145H51L52 148H54L53 150H55V147H54L52 144H50ZM54 145H55V142H54ZM58 145H59V143H58ZM58 145H57V146H58ZM63 145H64V144L59 145V147H61V146H63ZM113 145H114V144H113ZM165 145H167L166 142H165ZM165 145H163V146H165ZM169 145H170V144H169ZM189 145H191V144H189ZM192 145H193V144H192ZM198 145H199V144H198ZM198 145H197V146H198ZM200 145H202V144H200ZM262 145H264V144H262ZM9 146H11V144H10ZM9 146H8V150H9ZM20 146H21V145H20ZM20 146H19V147H20ZM29 146H30V145H29ZM46 146H47V145H46ZM103 146H104V145H103ZM106 146H107V145H106ZM108 146H109V145H108ZM108 146H107V147H108ZM140 146H141V145H139V147H140ZM183 146H184V145H183ZM193 146H194V145H193ZM193 146H192V147H193ZM197 146H196V147H197ZM208 146H209V145H208ZM213 146H212V147H213ZM217 146H218V145H217ZM217 146H215V147H217ZM223 146H224V145H223ZM225 146H226V145H225ZM227 146H228V145H227ZM231 146H232V145H231ZM258 146H259V145H258ZM1 147H2V146H1ZM12 147H13V144H12ZM27 147H28V146H27ZM33 147H34V146H33ZM51 147H49V148H51ZM59 147H57V148H59ZM107 147H106V148H107ZM143 147H144V146H143ZM155 147H156V146H155ZM157 147H158V146H157ZM159 147H160V146H159ZM167 147H168V146H167ZM177 147H178V146H177ZM185 147H187V146H185ZM196 147H195V149H196ZM204 147H205V146H204ZM209 147L212 148L211 145H210ZM209 147H208V148H209ZM259 147H261V146H259ZM30 148H31V147H30ZM61 148H62V147H61ZM61 148H60V149H61ZM110 148H111V147H109L108 149H110ZM131 148H132V147H131ZM133 148H134V147H133ZM135 148H136V147H135ZM140 148H141V147H140ZM145 148H146V147H145ZM168 148H169V147H168ZM210 148H209V149H210ZM231 148H233V147H231ZM1 149L3 150V148H1ZM5 149H7V148L5 147ZM5 149H4V150H5ZM10 149H11V148H10ZM21 149H22V148H21ZM24 149H26V148H24ZM46 149H48V147H45V150H46ZM62 149H64V148H62ZM111 149H112V148H111ZM142 149H143V148H142ZM146 149H147V148H146ZM151 149H153V147H152ZM154 149H155V148H154ZM161 149H163V147H161ZM161 149H160V150H161ZM172 149H173V148H172ZM195 149H194V150H195ZM202 149H203V146H202L201 150H202ZM204 149L208 150L207 148H204ZM214 149H215V148H214ZM14 150H15V149H14ZM16 150H17V149H16ZM33 150H34V148H33ZM45 150H44V151H45ZM48 150H49V149H48ZM48 150H47V152H48ZM50 150H51V149H50ZM65 150H66V149H65ZM86 150H87V149H85V151H86ZM130 150H132V149H130ZM138 150H139V148H138V146H137V151H136V150H135V151L138 152ZM147 150H148V149H147ZM165 150H166V149H165ZM167 150H168V149H167ZM180 150H183V147L178 148V149L176 150V152H178V151H180ZM190 150H191V149H190ZM201 150H199V151H201ZM210 150H213V148L210 149ZM5 151H6V150H5ZM5 151H4V153H5ZM9 151H11V150H9ZM28 151H29V149H28L26 152L28 153ZM30 151H31V150H30ZM34 151H35V150H34ZM55 151H56V150H55ZM60 151H61V150H59L58 152L60 153ZM70 151H71V150H70ZM88 151H89V150H88ZM128 151H129V149H128ZM128 151H127V152H128ZM143 151H145V150H143ZM149 151H150V149H149ZM157 151H159V150H157ZM157 151H156V152H157ZM163 151H164V150H163ZM170 151H171V150H170ZM186 151H187V150H186ZM186 151L184 150V153H183V151H182L181 153L179 152L180 155H179V153H178L179 158H178V157H177V158L179 159V161H180V156H182V155H181L182 153H183V156H184V154H185V155L187 154ZM191 151H192V153H193V150H191ZM195 151H196V150H195ZM213 151L216 153L215 150H213ZM217 151H218V150H217ZM11 152H12V151H11ZM24 152H25V151H24ZM31 152H32V151H31ZM38 152H39V151H38ZM61 152H62V151H61ZM63 152H64V150H63ZM68 152H69V151H68ZM81 152H82V151H81ZM130 152H131V151H130ZM136 152H135V153H136ZM151 152H152V151H150V154H151ZM153 152H154V151H153ZM160 152H161V151H160ZM164 152H165V151H164ZM168 152H169V151H168ZM201 152H202V151H201ZM204 152H207V151H204ZM208 152H209V151H208ZM208 152H207V153H208ZM6 153H7V151H6ZM50 153H51V152H50ZM50 153H49V154H50ZM52 153H53V151H52ZM69 153H70V152H69ZM125 153H126V152H125ZM133 153H134V151H133ZM189 153H190V152H189ZM189 153H188V155H189ZM194 153H195V152H194ZM198 153H199V152H198V150H197V154H198ZM211 153H213V152H211ZM211 153H210V154H211ZM24 154H26V153H24ZM66 154H67V153H66ZM74 154H75V153H74ZM87 154H88V153H87ZM126 154H127V153H126ZM130 154H131V153H129V155H130ZM138 154H139V152H138ZM138 154H137V155H138ZM145 154H146V153H145ZM152 154H153V153H152ZM199 154H202V153H199ZM205 154H206V153H205ZM213 154H214V153H213ZM7 155H8V154H7ZM55 155H56V154H55ZM55 155H54V156H55ZM64 155H65V154L62 155L63 157H59V158H64ZM68 155H70V154H68ZM72 155H73V154H72ZM75 155H77V153H76ZM147 155H148V154H147ZM161 155H162V154H161ZM188 155H187L186 157H188ZM202 155H203V154H202ZM21 156H22V155H21ZM26 156H27V155H26ZM60 156H61V155H60ZM77 156H78V155H77ZM79 156H80V155H79ZM79 156H78V157H79ZM126 156H127V155H126ZM126 156H125V157H126ZM139 156H141V155H139ZM139 156H138V157H139ZM144 156H145V155H144ZM150 156H153V155H150ZM159 156H160V154L153 156V158L156 159V158H158ZM167 156H168V155H167ZM176 156H177V155H176ZM189 156H192V155H189ZM195 156H196V155H195ZM200 156H201V155H200ZM23 157H24V155H23ZM55 157H56V156H55ZM133 157H134V156H133ZM133 157H132V159H128V160H130V161L133 160ZM141 157H143V154H142ZM141 157H140V158H141ZM146 157H147V156H146ZM148 157H149V156H148ZM148 157H147V158H148ZM172 157H173V155H172ZM184 157H185V156H184ZM193 157H194V156H193ZM193 157H192V159H193ZM196 157H197V156H196ZM196 157H195V159H196ZM203 157H204V155H203ZM205 157H206V156H205ZM208 157H209V156H208ZM211 157H212V156H211ZM19 158H20V157H19ZM59 158H58V159H59ZM143 158H144V157H143ZM149 158H150V157H149ZM169 158H171V157L169 156ZM174 158H175V156H174ZM2 159H3V158H2ZM9 159H10L9 161H11V158H9ZM13 159H14V158H13ZM13 159H12V160H13ZM16 159H18V158L16 157ZM65 159H66V158H65ZM65 159H64V160H65ZM71 159H72V158H71ZM71 159H70V160H71ZM136 159H137V158L134 157V160H136ZM167 159H168V158H166V159H164V160L166 161ZM172 159H173V158H171L170 160H172ZM186 159L188 160V158H186ZM198 159H199V158H198ZM205 159H206V158H205ZM53 160H54V159H53ZM68 160H69V158H68ZM77 160H78V158H77ZM142 160H144V159H142ZM157 160H158V159H157ZM168 160H169V159H168ZM187 160H186V162H187ZM193 160H194V159H193ZM199 160H200V159H199ZM209 160H210V157H209ZM13 161H15V160H13ZM13 161H12V162H13ZM18 161H20V159H18ZM18 161H17V162H18ZM62 161H63V160H62ZM62 161H61V159H60V162H62ZM123 161H124V160H123ZM126 161H127V160H126ZM136 161H137V160H136ZM150 161H151V160H150ZM161 161H162V160H161ZM188 161H189V160H188ZM191 161H192V160H191ZM206 161H207V159H206ZM25 162H26V161H25ZM60 162L58 161V163H60ZM73 162H74V161H73ZM73 162H72V161L69 162V163H68V167H69V164H70V163L73 164ZM128 162H129V161H128ZM133 162H134V161H133ZM138 162H139V161H138ZM148 162H149V160H148ZM148 162H147V163H148ZM158 162H159V161H158ZM166 162H167V161H166ZM196 162H197V160H196ZM200 162H203V163H204L205 161H200ZM200 162L198 161V164H199ZM209 162H210V161H209ZM2 163H3V162H2ZM55 163H57V162H55ZM58 163H57V164H58ZM74 163H75V162H74ZM130 163H131V162H130ZM179 163H180V162H179ZM181 163L183 164L182 161H181ZM181 163H180V164H181ZM203 163H202V164H203ZM250 163H252V162H250ZM4 164H5V163H4ZM4 164H3V167L6 166V165H4ZM6 164H8V163H6ZM22 164H23V163H22ZM57 164H54V166H57V167H58ZM60 164H61V163H60ZM134 164H136V163H134ZM161 164H162V163H161ZM164 164H165V162L163 163V166H164ZM185 164H186V163H185ZM190 164H191V163H190ZM190 164H189V162H188V165H190ZM193 164H194V162H193ZM193 164H192V165H193ZM196 164H197V163H196ZM248 164H249V163H248ZM52 165H53V164H52ZM52 165H51V167H52ZM61 165H63V164H61ZM73 165H74V164H73ZM75 165H78V167H79V161H78L77 164L75 163ZM132 165H133V164H132ZM137 165H138V164H137ZM137 165H136V166H137ZM152 165H153V163H152ZM155 165H157V162H156ZM158 165H159V164H158ZM166 165H167V164H166ZM177 165H178V168L181 167V166H179V164H177ZM177 165H176V166H177ZM123 166H124V165H123ZM134 166H135V165H134ZM134 166H131V168L133 169ZM146 166L148 167V165H146ZM169 166H170V165H169ZM171 166H172V165H171ZM182 166H183V165H182ZM185 166H186V165H185ZM242 166H244V165H242ZM245 166H246V165H245ZM245 166H244V167H245ZM1 167H2V165H1ZM51 167H50V169H51ZM57 167H55V168H57ZM61 167H62V166H61ZM70 167H71V166H70ZM72 167H74V166H72ZM72 167L70 168L71 170L69 169L70 171H72ZM124 167H125V166H124ZM144 167H145V166H144ZM160 167L163 168L162 165H161ZM172 167H173V166H172ZM244 167H242V168H244ZM246 167H247V166H246ZM256 167H257V166H256ZM6 168H7V170H8V166H7ZM53 168H54V167H53ZM53 168H52V170H54ZM136 168H137V167H136ZM136 168H134V169H136ZM142 168H143V167H142ZM166 168H168V166H167ZM247 168H248V167H247ZM4 169H5V168H3V171H4ZM10 169H12V168H9V170H10ZM50 169H49V171H52V170H50ZM58 169H59V168H58ZM60 169L62 170V168H60ZM63 169H64V167H63ZM164 169H165V166H164ZM183 169H184V168H183ZM61 170H59V171H61ZM78 170H79V168H78ZM143 170H145V169L143 168ZM176 170H177V168H176ZM33 171H35V170H33ZM54 171H55V170H54ZM56 171H57V169H56ZM56 171H55L54 174H56ZM59 171H58V172H59ZM76 171H77V169L75 170V173H76ZM79 171H80V170H79ZM131 171H132V173H134V172H133L134 170H131ZM146 171H148V170H146ZM178 171H180V170L178 169ZM242 171H244V170H242ZM246 171H248V170H246ZM246 171H244V172H246ZM249 171H250V168H249ZM46 172H47V171H46ZM137 172H138V171L136 170L135 173H136L137 176H138V173H137ZM141 172H143L142 169H141ZM149 172H151V171H149ZM164 172H165V171H164ZM176 172H177V171H176ZM0 173H1V172H0ZM27 173H28V172H27ZM32 173H35V172H32ZM48 173H49V175H50V172H48ZM48 173H47V175H48ZM111 173H112V172H111ZM111 173H110V174H111ZM139 173H140V170H139ZM143 173H144V172H143ZM143 173H142V174H143ZM147 173H148V172H147ZM147 173L145 172L144 175H145V174L148 175ZM23 174H24V173H23ZM23 174H19L18 176L15 175L14 178H13V180H14L16 177H18L17 180H19V179H20L19 176H20V175L23 176ZM40 174H41V173H40ZM40 174L37 175V173H36V176H37V178H35L36 181H38L37 179H38V176H39ZM72 174H73V172H72ZM107 174H108V173H107ZM107 174H105V175H107ZM110 174H109L108 176H110ZM136 174H135V175H136ZM161 174H163V173H161ZM24 175H26V173H25ZM27 175H29V173H28ZM47 175H46L47 178L50 177V176H47ZM51 175L53 176L52 173H51ZM97 175H98V174H97ZM100 175H104V173H102V174H100ZM100 175H99V176H100ZM111 175H112V174H111ZM129 175H131V174H129ZM129 175H127V176H129ZM135 175H134V176H135ZM149 175L152 177V174H149ZM153 175H155V174L153 173ZM30 176H31V175H30ZM33 176H34V175H33ZM36 176H35V177H36ZM56 176H57V175H56ZM95 176H96V175H95ZM132 176H133V174H132ZM137 176H136V179H137ZM263 176H264V174H263ZM263 176H262V177H263ZM27 177H28V176H27ZM31 177H32V176H31ZM42 177H44V174H43V176H41V178H42ZM46 177H45V178H46ZM91 177H92L93 180H94V176H91ZM96 177H97V176H96ZM123 177H125V176H123ZM130 177H131V176H130ZM139 177H140V176H139ZM139 177H138V178H139ZM142 177H145V176H142ZM142 177H141V178H142ZM28 178H30V177H28ZM32 178H33V177H32ZM32 178H30V180H31ZM41 178L39 177V179H41ZM50 178H53V177H50ZM86 178H87V177H86ZM86 178H84V179H86ZM99 178H101V177H99ZM99 178H98V179H99ZM102 178H103V176H102ZM102 178H101V182H100V184L102 183V181H103V182L105 181V180H103ZM255 178H256V177H255ZM9 179L11 180V178H9ZM21 179H23V178H21ZM24 179H26V178H24ZM80 179L83 180V178H81V176H80ZM126 179H127V178H126ZM128 179H129V178H128ZM132 179H134V178H132ZM252 179H253V178H252ZM13 180H12V181H13ZM17 180H15V182H16ZM27 180H28V179H27ZM27 180H26V182H27ZM30 180H28V182H29ZM33 180H34V178H33ZM43 180H44V179H43ZM49 180H50V179H49ZM49 180H48V181H49ZM54 180H55V175H54ZM56 180H58V179L56 178ZM60 180H61V179H60ZM78 180H79V177H78ZM87 180L89 181V179H87ZM90 180H92V179L90 178ZM121 180H123V179H121ZM129 180H130V179H129ZM143 180H144V179H142L141 181H143ZM250 180H251V179H250ZM259 180H261V178H260ZM23 181H24V180H23ZM34 181H35V180H34ZM58 181H59V180H58ZM84 181H85V180H84ZM123 181H124V180H123ZM133 181H134V180H133ZM237 181H238V180H237ZM240 181H241V180H240ZM242 181H243V180H242ZM253 181H254V180H253ZM18 182H19V181H18ZM20 182H22V181H20ZM24 182H25V181H24ZM24 182H23V183H24ZM26 182H25V183H26ZM30 182H31V181H30ZM32 182H33V181H32ZM59 182H60V181H59ZM59 182H58V183H59ZM78 182H82V181L79 180ZM86 182H87V181H86ZM89 182H91V181H89ZM120 182H121V181H120ZM120 182H119V183H120ZM244 182H245V181H244ZM244 182H243V183H244ZM251 182H252V181H251ZM254 182H255V181H254ZM5 183H6V182H5ZM11 183H12V182H11ZM23 183H22V184H23ZM25 183H24V184H25ZM48 183H49V182H48ZM93 183H94V182H93ZM107 183H108V182H107ZM107 183L105 182V184H107ZM126 183H127V181H126ZM133 183H134V182H133ZM135 183H136V182H135ZM137 183H139V182L137 181ZM238 183H239V182H238ZM241 183H242V182H241ZM252 183H253V182H252ZM260 183H261V182H260ZM35 184H36V183H35ZM37 184H38V183H37ZM52 184H53V183H51V185H52ZM54 184H56V183H54ZM60 184H61V183H60ZM74 184H76V183H74ZM81 184H82V183H81ZM90 184H91V183H90ZM103 184H104V183H103ZM103 184H102V185H103ZM249 184H250V183H249ZM7 185H10V184H7ZM14 185L16 186V184H14ZM17 185H18V183H17ZM19 185H20V183H19ZM46 185H47V183H46ZM57 185H59V184H56V186H57ZM77 185H78V183H77ZM98 185H99V184H98ZM241 185H242V184H241ZM262 185H263V184H262ZM2 186H3V185H2ZM12 186H13V184H12ZM12 186H11V188H12ZM15 186H14V187H15ZM22 186H24V185H22ZM25 186H26V185H25ZM44 186H45V185H44ZM48 186H49V184H48L47 186H45V187H48ZM54 186H55V185H54ZM54 186H50V187H54ZM59 186H60V185H59ZM70 186H71V185H70ZM79 186H81V185H79ZM79 186H78V187H79ZM100 186H101V185H100ZM238 186H239V188H240V185H239V184H238ZM246 186H247V183H246ZM252 186H253V185H252ZM260 186H261V184H260ZM260 186H259V188H260ZM5 187H6V184H5L2 188H5ZM16 187H17V186H16ZM16 187H15V188H16ZM18 187H19V186H18ZM31 187H32V186H31ZM33 187H35V186H33ZM45 187H43V189H44ZM63 187H64V186H63ZM63 187L61 186V189H62ZM71 187H73V186H71ZM76 187H77V186H76ZM243 187H244V186H243ZM248 187H249V186H248ZM6 188H7V187H6ZM6 188H5V189H6ZM27 188H29V187H27ZM38 188H39V187H38ZM56 188H57V187H56ZM56 188H53V189H56ZM58 188H59V187H58ZM65 188H66V187H65ZM65 188H64V190H65ZM244 188H246V187H244ZM244 188H243V189H244ZM256 188L258 189L257 186H256ZM262 188H263V187H262ZM5 189H2V190L4 191ZM13 189H14V188H13ZM13 189H12V190H13ZM18 189H19V188H18ZM31 189H32V188H31ZM48 189H49V188H47V190H48ZM51 189H52V188H50V190H51ZM67 189H68V188H67ZM67 189H66V190H67ZM80 189H81V188H80ZM80 189H77V190L80 191ZM246 189H248V188H246ZM250 189H251V188H250ZM253 189H254V188H253ZM0 190H1V189H0ZM2 190H1V191H2ZM20 190H21V191H24V190L26 191V189H24V190H23V189H20ZM20 190H17V191H20ZM35 190H36V189H35ZM39 190H41V189L39 188ZM47 190H46V191H47ZM57 190H58V189H57ZM64 190H62V191L65 192ZM69 190H70V189H69ZM73 190H74V189L70 190V192L72 193ZM236 190H237V189H236ZM238 190H239V189H238ZM244 190H245V189H244ZM251 190H252V189H251ZM251 190H250V191H251ZM254 190H255V189H254ZM259 190H260V189H259ZM263 190H264V189H263ZM5 191H6V190H5ZM14 191H15V190H14ZM17 191H15V192H17ZM21 191H20V192H21ZM27 191H28V190H27ZM36 191H38V190H36ZM51 191H53V190H51ZM58 191H59V190H58ZM233 191H234V190H233ZM245 191L247 192V190H245ZM250 191H248V192L250 193ZM6 192H7V191H6ZM10 192H11V190H10ZM15 192H13V193H15ZM29 192H31V191L29 190ZM53 192H55V190H54ZM66 192H69V191L67 190ZM74 192H75V191H74ZM74 192H73V193H74ZM90 192H91V191H90ZM235 192H236V191H235ZM251 192H252V191H251ZM253 192H254V191H253ZM253 192H252V193H253ZM1 193H2V192H1ZM1 193H0V194H1ZM13 193H12V194H13ZM21 193H22V192H21ZM36 193H37V192H36ZM47 193L50 194L51 192H47ZM77 193H78V191L75 192V194H77ZM88 193H89V192H88ZM93 193H95V192H93ZM237 193H238V192H237ZM254 193H255V192H254ZM259 193H260V191H259ZM10 194H11V193H10ZM10 194H9V195H10ZM12 194H11V195H12ZM19 194H20V193H19ZM33 194H34V193H33ZM39 194H40V193H39ZM45 194H46V193H45ZM78 194H79V196H80V193H78ZM98 194H99V193H97V194L95 193L94 195H98ZM214 194H215V193H214ZM214 194H212V197H213ZM220 194H221V192H220ZM223 194H224V193H223ZM223 194H222V195H223ZM262 194H264V192H263ZM7 195H8V193H7ZM11 195H10V197H11ZM69 195H70V194H69ZM91 195H93V194L91 193L90 196H91ZM99 195H100V194H99ZM225 195H226V194H225ZM225 195H224V196H225ZM232 195H233V194H232ZM235 195H237V194H235ZM244 195H245V194H244ZM246 195H247V194H246ZM249 195H250V194H249ZM253 195H254V194H252V196H253ZM259 195H260V194H259ZM259 195L257 196L258 198H260ZM32 196H33V195H32ZM45 196H47V194H46ZM49 196H52V195H49ZM79 196H78V197H79ZM104 196H105V195H104ZM228 196H229V195H228ZM228 196H227V197H228ZM230 196H231V195H230ZM230 196H229V197H230ZM260 196H261V195H260ZM14 197H15V196H14ZM16 197H17V196H16ZM20 197H21V196H20ZM27 197H28V198H31V197H29V195H28ZM33 197H34V196H33ZM33 197H32V199H33ZM35 197H36V196H35ZM35 197H34V198H35ZM37 197H40V195H39V196L37 195ZM37 197H36V198H37ZM41 197L43 198V197H44V194H42ZM47 197H48V196H47ZM47 197H44V198H45L44 200H46ZM68 197L70 198V196H68ZM78 197H77V199L80 198V197H79V198H78ZM92 197H93V196H92ZM94 197H95V196H94ZM210 197H211V196H210ZM210 197H209V198H210ZM216 197H219V200H220L221 197H223V196H216ZM233 197H234V195H233ZM255 197H256V196H254L253 198H255ZM11 198H12V197H11ZM25 198H26V197H25ZM49 198H50V199H53V198H51V197H49ZM64 198H65V197H64ZM69 198H68V201H70ZM71 198H72V197H71ZM71 198H70V199H71ZM74 198H75V197H74ZM74 198H73V199H74ZM82 198H83V197H82ZM95 198H96V197H95ZM98 198H99V196H98ZM214 198H215V197H214ZM214 198H213V200H214ZM224 198H226V197H224ZM230 198H231V197H230ZM237 198H238V197H237ZM243 198H246V197H243ZM243 198H242V200H243ZM247 198H248V197H247ZM263 198H264V195H263ZM12 199H15V198H12ZM12 199H11V200H12ZM22 199H24V198H22ZM22 199H19V200L21 201L19 204L22 203V205H23V202H22L23 200H22ZM26 199H27V198H26ZM32 199H31V200H32ZM38 199H39V198H38ZM40 199H41V198H40ZM40 199L37 200V202L40 201ZM50 199H47V200H50ZM75 199H76V198H75ZM77 199H76V201H77ZM99 199L101 200V198H99ZM99 199H97V200H95V201H96V202H99V201H98ZM104 199H105V198H104ZM106 199H107V198H106ZM210 199H211V198H210ZM210 199H208V201H209ZM260 199H261V198H260ZM24 200H25V199H24ZM27 200H29V199H27ZM27 200H26V201H27ZM41 200H42V199H41ZM44 200H43V201H44ZM47 200H46V201H47ZM55 200H56V198H55ZM60 200H61V199H60ZM60 200H59V202H60ZM63 200H65V199H63ZM66 200H67V197H66ZM80 200H81V199H80ZM90 200H91V199H90ZM93 200H94V199H92V201H93ZM222 200H223V198H222ZM222 200H221V201H222ZM224 200H225V199H224ZM15 201H16V199H15ZM26 201H25L24 205L27 203ZM34 201H35V200H34ZM71 201H73V200L71 199ZM82 201L84 202V198H83ZM95 201H94V203L96 204ZM108 201H109V199H108ZM135 201H136V200H135ZM232 201H234V200L231 199L230 202L232 203ZM235 201H236V199H235ZM245 201H246V200H245ZM252 201H255V199H254V200H251V202H252ZM256 201H258V199H257ZM7 202H8L7 204H9V202L11 203L10 199H9V201L7 200ZM12 202H13V201H12ZM32 202H33V200H32ZM44 202H45V201H44ZM57 202H58V201H57ZM61 202H62V201H61ZM78 202H79V200H78ZM90 202H91V201H89V203H90ZM110 202H112V201H110ZM136 202H138V201H136ZM136 202H133V203H136ZM140 202H141V201H140ZM210 202H211V201H210ZM216 202H217V201H216ZM226 202H228V200H227ZM239 202H240V201H239ZM258 202H259V201H258ZM258 202H257V203H258ZM260 202H261V200H260ZM17 203H18V201L16 202V204H17ZM33 203H34V202H33ZM39 203H41V202H38V205H40ZM50 203H51V202H50ZM54 203H56V202L54 201ZM54 203H52V204H54ZM68 203L71 204L70 202H68ZM76 203H77V202H76ZM86 203H87V202H86ZM94 203L92 202V204H94ZM200 203H201V202H200ZM204 203H205V201H204ZM213 203L215 204V202H213ZM222 203H224V202H222ZM231 203H229L227 206L232 205ZM29 204H30V203H29ZM29 204L27 203V206H28ZM36 204H37V203H36ZM41 204H42V203H41ZM45 204H46V203H45ZM52 204H51V205H52ZM64 204H65V203H64ZM72 204H74V202H73ZM90 204H91V203H90ZM100 204H101V203H100ZM104 204H105V202H104ZM110 204H111V203H110ZM142 204H143V202H142ZM144 204H145V203H144ZM192 204H193V203H192ZM192 204H190V205H192ZM211 204H212V203H211ZM217 204H218V203H217ZM225 204H226V203H225ZM237 204H238V203H237ZM243 204H245V203H243ZM247 204H248V203H247ZM252 204H253V203H252ZM261 204H262V203H261ZM14 205H15V203H14V204L11 203L10 207H11V206H14ZM31 205H32V204H31ZM31 205H30V208H28V209H31ZM48 205H49V204H48ZM55 205H56V204H55ZM57 205H58V204H57ZM83 205H84V204H83ZM85 205H86V204H85ZM88 205H89V204H88ZM105 205H106V204H105ZM105 205H104V207H105ZM108 205H109V204H108ZM130 205H131V204H130ZM134 205H136V204H134ZM140 205H141V204H140ZM196 205H197V204H196ZM201 205H204V204H201ZM201 205H200V206H201ZM209 205H210V204H209ZM221 205H222V204H221ZM221 205H220V206H221ZM241 205H242V204H241ZM248 205L250 206L251 204H248ZM254 205H255V203H254ZM258 205H259V204H258ZM263 205H264V204H263ZM8 206H9V205H8ZM8 206H7V207H8ZM18 206H19V205H18ZM32 206H33V205H32ZM34 206H35V205H34ZM45 206H46V205H45ZM74 206L77 207L76 205H74ZM78 206H79V205H78ZM86 206H87V205H86ZM89 206H90V205H89ZM97 206H98V205H97ZM97 206H96V208H97ZM99 206H100V205H99ZM111 206H112V204H111ZM131 206H132V205H131ZM141 206H142V205H141ZM171 206H172V205H171ZM171 206H169V207L171 208ZM188 206H189V205H187V208H188ZM204 206H205V205H204ZM204 206H203V207H204ZM213 206H214V205H213ZM218 206H219V205H218ZM218 206H217V207H218ZM224 206H225V205H224ZM244 206H245V205H244ZM255 206H257V205H255ZM10 207H9V208H10ZM14 207H15V206H14ZM37 207H38V206H36L35 208H37ZM41 207H42V206H41ZM52 207H53V205H52ZM61 207H62V205H61ZM71 207H72V206H71ZM87 207H88V206H87ZM94 207H95V206H94ZM106 207H107V205H106ZM109 207H110V206H109ZM116 207H117V206H115V208H116ZM128 207H129V206H128ZM134 207H136V209H137V206H134ZM138 207H139V205H138ZM169 207H168L167 209H169ZM174 207H175V206H174ZM176 207H177V206H176ZM176 207H175V208H176ZM180 207L182 208V206H180ZM196 207H197V206H196ZM221 207H222V206H221ZM239 207H240V206H239ZM239 207H238V208H239ZM242 207H243V205H242ZM245 207L248 208L247 205H246ZM15 208H17V205H16ZM33 208H34V207H33ZM53 208H54V207H53ZM53 208H52L51 211H53ZM56 208L58 209V206H56ZM66 208H67V207H66ZM66 208H65L64 211H66ZM79 208H80V206H79ZM91 208H93V207L91 206ZM96 208H95V209H96ZM107 208H108V207H107ZM113 208H114V206H113ZM113 208H112V209H113ZM117 208H118V207H117ZM117 208H116V209H117ZM132 208H133V207H131V209H132ZM143 208H146V206L143 207ZM175 208H174V209H175ZM177 208H179V207H177ZM189 208H190V207H189ZM189 208H188V209H189ZM206 208H207V207H206ZM206 208H205V210H207ZM213 208H214V207H213ZM213 208H212V209H213ZM219 208H220V207H219ZM225 208H226V207H225ZM230 208H231V206H230ZM251 208L253 209V206H252ZM256 208H257V207H256ZM25 209H26V208H25ZM44 209H45V208H44ZM54 209H55V208H54ZM60 209H61V208H60ZM69 209H72V208H69ZM84 209H85V208H84ZM87 209H88V208H87ZM97 209H98V208H97ZM99 209H100V208H99ZM110 209H111V208H110ZM134 209H135V208H134ZM139 209H140V208H139ZM139 209H137V211H138ZM146 209H147V208H146ZM167 209H166V210H167ZM183 209H184V207H183ZM190 209L192 210V208H190ZM190 209H189V210H190ZM193 209H194V208H193ZM217 209H218V208H217ZM242 209H243V208H242ZM259 209H261V208H259ZM14 210H15V209H14ZM31 210H32V209H31ZM48 210H49V208H48ZM58 210H59V209H58ZM72 210H75V209H72ZM72 210H71V211H72ZM79 210H80V209H79ZM81 210H82V209H81ZM102 210H104V209H102ZM102 210H101V211H102ZM106 210H107V209H106ZM106 210H105V211H106ZM113 210H114V209H113ZM119 210H121L120 207H119ZM119 210H118V211H119ZM122 210H123V208H122ZM172 210H173V209H172ZM172 210H171V211H172ZM175 210H176V209H175ZM191 210H190V211H191ZM194 210H195V209H194ZM194 210H193V211H194ZM198 210H199V209H198ZM210 210H211V209H210ZM221 210H222V209H221ZM232 210H233V209H232ZM232 210H231V211H232ZM238 210H239V209H238ZM246 210H247V209H246ZM255 210H256V209H255ZM262 210H263V209H262ZM12 211H13V210H12ZM34 211H35V210H34ZM34 211H33V212H34ZM44 211H45V210H44ZM54 211H55V210H54ZM62 211H63V210H62ZM71 211H70V213H71ZM77 211H78V210H77ZM92 211L94 212L95 210H92ZM96 211H98V210H96ZM96 211H95V212H96ZM99 211H100V210H99ZM114 211H115V210H114ZM116 211H117V210H116ZM129 211H131V210H128V213H129ZM132 211H133V209H132ZM135 211H136V210H135ZM137 211H136V212H137ZM140 211H141V210H140ZM146 211H147V210H146ZM146 211H145V213H146ZM161 211H163V210L161 209ZM178 211H179V209H178ZM190 211L187 210L186 212H189V213L191 214L192 212H190ZM199 211H201V210H199ZM213 211H214V210H213ZM218 211H219V210H218ZM228 211H229V210H228ZM243 211H244V210H243ZM7 212H8V211H7ZM15 212H18V211H15ZM66 212H69V211H66ZM78 212H81V211H78ZM86 212H87V211H86ZM136 212H134V213H136ZM143 212H144V210H143ZM143 212H142V213H143ZM147 212H148V211H147ZM163 212H164V211H163ZM163 212H162V213H163ZM172 212H173V211H172ZM184 212H185V211H184ZM186 212H185V213H186ZM201 212L203 213L202 215H205V214H206L205 211H201ZM211 212H212V211H211ZM216 212H217V210H216ZM220 212H223V211H220ZM226 212H227V211H226ZM244 212H245V211H244ZM255 212H256V211H255ZM259 212H260V211H259ZM12 213H13V212H12ZM41 213H42V211H41ZM44 213H45V212H44ZM54 213H55V212H54ZM56 213H57V211H56ZM59 213H61V212H59ZM63 213H64V212H63ZM74 213L76 214V212H74ZM91 213H92V212H91ZM91 213H89V214H90V216L92 217V215H94V213H93L92 215H91ZM96 213H98V212H96ZM102 213H103V212H102ZM104 213H106V212H104ZM108 213H109V211H108ZM112 213H114V212H112ZM117 213H119V212H117ZM137 213H138V212H137ZM142 213L140 212V214H141L140 217H141V218L147 216V215L145 216L144 214H143L144 216H142ZM148 213H149V212H148ZM165 213H166V211H165ZM167 213H168V212H167ZM173 213H174V212H173ZM176 213H177V212H176ZM179 213H180V212H179ZM182 213H183V212H182ZM182 213H181V214H182ZM194 213H195V212H194ZM196 213H197V212H196ZM204 213H205V214H204ZM208 213H209V212H208ZM208 213H207V214H208ZM217 213H218V212H217ZM241 213H242V212H241ZM246 213H247V212H245V214H246ZM252 213H253V212H252ZM261 213H263V212H261ZM15 214H16V213H15ZM20 214H21V213H20ZM20 214H19V215H20ZM46 214H47V212H46ZM79 214H80V213H79ZM98 214H99V213H98ZM130 214H131V213H130ZM132 214H133V212H132ZM138 214H139V213H138ZM146 214H147V213H146ZM149 214H151V212H150ZM160 214H161V213L159 212L158 215L160 216ZM163 214H164V213H163ZM181 214H179V216L182 217L183 215H181ZM187 214H188V213H187ZM192 214H193V213H192ZM197 214H199V212H198ZM197 214H196V216H197ZM215 214H216V213H214V214H212V215L215 216ZM219 214H220V213H219ZM228 214H229V213H228ZM247 214H248V213H247ZM249 214H250V213H249ZM249 214H248V215H249ZM254 214H255V213H254ZM257 214H258V213H257ZM13 215H14V214H13ZM39 215H40V213H39ZM62 215H64V214H62ZM69 215H71V214H69ZM69 215H67V216H69ZM77 215H78V214H77ZM77 215H74V216H77ZM82 215H83V213H82ZM153 215H154V214H153ZM153 215H152V218H153ZM170 215H171V214H170ZM177 215H178V214H177ZM177 215H176V216H177ZM184 215H185V214H184ZM188 215H189V214H188ZM202 215H201V216H202ZM208 215H209V214H208ZM220 215H221V214H220ZM233 215H235V214H233ZM239 215H240V214H239ZM239 215H238V216H239ZM259 215H260V214H258V217H259ZM7 216H8V215H7ZM16 216H17V215H16ZM27 216H28V215H27ZM27 216H26V217H27ZM30 216H31V215H30ZM30 216H29V217H30ZM37 216H38V215H37ZM65 216H66V214H65ZM65 216H64V217H65ZM84 216H85V215H84ZM87 216H89V215L86 214V217H87ZM102 216H103V215H102ZM102 216H101V217H102ZM107 216H108V215H106V219H107ZM109 216H112V215H109ZM109 216H108V217H109ZM154 216H155V215H154ZM159 216H157V218H158ZM161 216H162V215H161ZM164 216H165V215H164ZM164 216H163V217H164ZM167 216H168V215H167ZM172 216H173V215H172ZM174 216H175V215H174ZM179 216H178V217H179ZM192 216H193V215H192ZM226 216H229V215H226ZM226 216L224 217V219L226 218ZM230 216H231V215H230ZM235 216H237V214H236ZM244 216H245V215H244ZM244 216H243V217H244ZM246 216H247V215H246ZM246 216H245V217H246ZM252 216H253V214H252ZM254 216H255V218H250V219H254V220H252L253 223H254L256 220H258V221L260 220V218H259V219H256V217H257L256 215H254ZM14 217H15V216H14ZM26 217H25V218H26ZM33 217H34V216H33ZM41 217H42V215H41ZM43 217H44V215H43ZM49 217H50V216H49ZM51 217H52V216H51ZM58 217H59V216H58ZM58 217H55V216L53 215V218H55V219L58 218ZM77 217H78V216H77ZM91 217H90V218H91ZM97 217H98V216L96 215V218H97ZM101 217H100V218H101ZM113 217H114V216H113ZM129 217H130V216H129ZM140 217H138V218H140ZM155 217H156V216H155ZM163 217H162V219H163ZM178 217H177V218H178ZM181 217H179L180 220H181ZM187 217H188V216H187ZM194 217H195V216H194ZM198 217H200V216H198ZM204 217H205V216H204ZM210 217H212V216H210ZM239 217H241V216H239ZM245 217H244V219H245V220H248V218H245ZM263 217H264V216H263ZM30 218H31V217H30ZM38 218H39V217H38ZM44 218H45V217H44ZM46 218H47V217H46ZM53 218H52V219H53ZM67 218H70V216L67 217ZM72 218H73V217H72ZM74 218H75V217H74ZM149 218H150V217H149ZM149 218H148V219H149ZM152 218H150V219H152ZM157 218H156V219H157ZM159 218H160V217H159ZM169 218H170V217H169ZM175 218H176V217H175ZM175 218L173 217V219H172V218H171V219L174 220ZM184 218H185V217H184ZM200 218L203 219V216L200 217ZM206 218H208V217L206 216ZM215 218H217V217H215ZM215 218H214V219H215ZM218 218H219V217H218ZM231 218H232V217H230V219H231ZM4 219H5V218H4ZM6 219H7V218H6ZM6 219H5V220H6ZM39 219H40V218H39ZM50 219H51V218H50ZM59 219H60V218H59ZM63 219H64V218H63ZM91 219H92V218H91ZM93 219H94V217H93ZM97 219H98V218H97ZM102 219H103V218H102ZM102 219H101V220H102ZM110 219H111V217H110ZM150 219H149V221H151ZM166 219H167V218H166ZM208 219H209V218H208ZM244 219H243V220H244ZM0 220H1V219H0ZM12 220H13V219H12ZM22 220H23V219H22ZM28 220H29V219H28ZM32 220H33V219H32ZM42 220H43V219H42ZM48 220H49V219H48ZM53 220H54V219H53ZM75 220H76V218H75ZM78 220H81V219H78ZM95 220H96V219H95ZM99 220H100V219H99ZM104 220H105V219H104ZM140 220H141V219H140ZM163 220H164V219H163ZM176 220H179V219H176ZM188 220H189V219H188ZM197 220L199 221V219H197ZM209 220H210V219H209ZM211 220H212V219H211ZM218 220H219V219H218ZM227 220H228V218H227ZM239 220H241V218H240ZM2 221L4 222V220H1L0 222H2ZM29 221L32 222L31 220H29ZM43 221H44V220H43ZM43 221H39L38 223L41 222V224H42V223L47 222V221H44V222H43ZM76 221H77V220H76ZM86 221H87V220H86ZM105 221H106V220H105ZM110 221H111V220H110ZM143 221H144V218H143ZM145 221H147V220H145ZM156 221H157V220H156ZM170 221H171V220H170ZM170 221H168V222H170ZM194 221H195V219H194ZM194 221H193V222H194ZM216 221H217V220H216ZM216 221H215V222H216ZM221 221H222V220H221ZM223 221H224V220H223ZM236 221H237V220H236ZM236 221H235V222H236ZM260 221H261V220H260ZM262 221H264V220L262 219ZM3 222H2V224H3ZM6 222H7V221H6ZM13 222H14V221H13ZM26 222H27V221H26ZM33 222H34V221H33ZM36 222H37V220H36ZM36 222H35V223H36ZM50 222H51V221H50ZM52 222H53V221H52ZM55 222H56V220H55ZM81 222H82V220H81ZM100 222H101V221H100ZM100 222H99V223H100ZM107 222H108V221H107ZM135 222H138V221H135ZM135 222H134V223H135ZM139 222H140V221H139ZM139 222H138V223H139ZM159 222H160V221H159ZM159 222H158V223H159ZM162 222H164V221H162ZM168 222H167V223H168ZM171 222L173 223V221H171ZM171 222H170V223H171ZM186 222H187V221H186ZM193 222H192V223H193ZM207 222H208V220H207ZM212 222H213V224H214V221H212ZM233 222H234V221H233ZM241 222H242V221H241ZM241 222H240V223H241ZM245 222L247 223V221H244V223H245ZM248 222H249V221H248ZM250 222H251V221H250ZM252 222H251V224H252ZM7 223H8V225H9V222H7ZM21 223H22V222H21ZM27 223H29V222H27ZM27 223H26V224H27ZM35 223H34V225H33L34 227H35V225H36ZM69 223H70V222H69ZM134 223H133V224H134ZM138 223H137V225H138ZM140 223H141V222H140ZM140 223H139V224H140ZM144 223H145V222H144ZM155 223H156V222H155ZM155 223H154V224H155ZM164 223H165V222H164ZM167 223H166V225H167ZM176 223H177V222H176ZM178 223H181V222H178ZM183 223H185V222H183ZM189 223H190V222H189ZM196 223H197V222H196ZM205 223H206V221H205ZM223 223H224V222H223ZM226 223H228V222H226ZM236 223H237V222H236ZM236 223H235V224H236ZM240 223H238V224H239L238 226H237V224H236V226H237L236 229H237L238 227H242V226H245V227H246V225H245L246 223H245L244 225H242V226H240ZM242 223H243V222H242ZM242 223H241V224H242ZM257 223H258V222H257ZM260 223H261V222H260ZM262 223H263V222H262ZM2 224H1V225H2ZM11 224L14 225L15 223H11ZM18 224H19V223H17V225H18ZM24 224H25V223H24ZM26 224H25V225H26ZM41 224H40V225H41ZM105 224H106V223H105ZM109 224H110V223H109ZM146 224H147V223H146ZM150 224H151V223H150ZM174 224H175V223H174ZM174 224H173V225H174ZM219 224H220V223H219ZM249 224H250V223H249ZM251 224H250V225H251ZM13 225L11 226L12 229H13V227H14ZM22 225H23V224H21L20 226H22ZM93 225H94V224H93ZM134 225H135V224H134ZM134 225H133V226H134ZM158 225H159L158 228L160 227V225H163V227L165 226V225L162 224V223H161V224H158ZM168 225H169V224H168ZM187 225H188V224H187ZM189 225H190V224H189ZM202 225H203V224H202ZM215 225H216V224H215ZM221 225H222V224H221ZM227 225H229V223H228ZM227 225H226V226H227ZM250 225H249V226H250ZM252 225H253V224H252ZM255 225H257V224H255ZM3 226H4V225H3ZM6 226H7V225H6ZM6 226H5V227H6ZM9 226H10V225H9ZM29 226H30V225H29ZM29 226H27V228H28ZM33 226H32V227H33ZM38 226H39V224H38ZM42 226H43V225H42ZM47 226H48V225H47ZM102 226H103V225H102ZM141 226H145V225H142V224H141ZM149 226H152V225H149ZM149 226H148V229H149ZM156 226H157V225L154 226V229L157 230L158 228H157ZM175 226H176V224H175ZM175 226H174V227H175ZM183 226H185V225L183 224ZM183 226H182V227H183ZM199 226H200V224H199ZM210 226H211V223H210ZM213 226H214V225H213ZM232 226H233V225H232ZM1 227H2V226H1ZM1 227H0V228H1ZM11 227H10V229H11ZM15 227H16V225H15ZM15 227H14V228H15ZM36 227H37V226H36ZM44 227H45V226H44ZM96 227H98V226H96ZM105 227H106V226H105ZM105 227L103 226L102 229H104ZM138 227H139V226H138ZM155 227H156V228H155ZM170 227H171V226H170ZM185 227H186V226H185ZM185 227H183V228H185ZM188 227H189V226H188ZM203 227H204V226H203ZM206 227H207V226H206ZM16 228H17V227H16ZM18 228H19V225H18ZM20 228H21V227H20ZM39 228H40V226H39ZM140 228H141V227H140ZM151 228H152V227H151ZM165 228H166V226H165ZM172 228H173V226H172ZM189 228H190V227H189ZM194 228H195V230H196L197 227H194ZM204 228H205V227H204ZM204 228H203V229H204ZM212 228H213V227H212ZM230 228H231V226H230ZM234 228H235V226L232 227V229H230V230H231L230 232H232V230H233ZM246 228H248V227H246ZM256 228H257V227H256ZM258 228H259V227H258ZM261 228H262V226H261ZM43 229H44V228H43ZM106 229H107V228H106ZM106 229H105V230H106ZM141 229H142V228H141ZM141 229H140V230H141ZM148 229L145 228L144 230H148ZM159 229H160V228H159ZM169 229H170V228H169ZM197 229H198V228H197ZM201 229H202V228H201ZM208 229H209V228H208ZM208 229H207L206 231H208ZM240 229H241V228H240ZM242 229H243V228H242ZM252 229L254 230V227H253ZM7 230H8V229H7ZM135 230H137V227H136ZM135 230H134V231H135ZM138 230H139V229H138ZM151 230H152V231H151ZM151 230H150V232H151V234H152L153 229H151ZM162 230H164V229H162ZM165 230H166V229H165ZM171 230H172V229H170V231H171ZM175 230H176V228H175ZM178 230H180V226H179V229H178ZM185 230H186V229H185ZM193 230H194V229H193ZM195 230L190 234L191 236L193 235V233L195 232ZM210 230H212V229H210ZM217 230L219 231L218 226H217V228H216V231H217ZM220 230H221V229H220ZM226 230L228 231V229H226ZM234 230H235V229H234ZM246 230H247V229H246ZM246 230H245V232H247ZM250 230H251V228H250ZM262 230H264V229H262ZM262 230L260 229V231H262ZM4 231H5V230H4ZM4 231H3V232H4ZM14 231H15V230H14ZM37 231L39 232V230H36L35 232H37ZM42 231H43V230H42ZM99 231H100V230H99ZM102 231H103V230H102ZM111 231H112V230H111ZM131 231H132V233H133V230H132V229H131ZM131 231H130V232H131ZM142 231H143V229H142ZM160 231H161V230H160ZM173 231H174V230H172L171 232H173ZM188 231H190V230H188ZM197 231H198V230H197ZM199 231H201V230H199ZM199 231H198V232H199ZM206 231H204V232L206 233ZM213 231H215V230H212V232H213ZM218 231H217V232H218ZM222 231H224V232L226 233L225 230H222ZM222 231H221V233H222ZM236 231H237V230H236ZM254 231H255V230H254ZM3 232H2V233H3ZM150 232H149V233H150ZM174 232L176 233V231H174ZM185 232H186V231H185ZM198 232H197V233H198ZM204 232H203V233H204ZM210 232H211V231H210ZM230 232L227 233V234L229 235ZM237 232H238V231H237ZM239 232H240V231H239ZM239 232H238V233H239ZM250 232H251V231H250ZM250 232H249V233H250ZM258 232H259V231H258ZM263 232H264V231H263ZM14 233H15V232H14ZM140 233L143 234L141 231H140ZM145 233H146V232H145ZM147 233H148V232H147ZM153 233H155V232H153ZM158 233H159V232H158ZM178 233H179V232H177V234H178ZM195 233H196V232H195ZM213 233H215V232H213ZM218 233H220V232H218ZM218 233H217V234H218ZM221 233H220V234H221ZM225 233H224V235L226 236L227 234H225ZM232 233H233V232H232ZM251 233H252V232H251ZM256 233H257V232H256ZM260 233H262V232H260ZM3 234H4V233H3ZM10 234H11V233H10ZM36 234H38V233H36ZM129 234H130V233H129ZM136 234H139V233L136 231ZM159 234H160V233H159ZM167 234H168V233H167ZM169 234H170V233H169ZM171 234H172V233H171ZM171 234H170V235H171ZM183 234H184V235H187L188 232H187V234H185V233H183ZM209 234H210V233H209ZM241 234H244V235H245V233H244L243 231H242ZM241 234H240V235H241ZM13 235H14V234H13ZM131 235H132V234H131ZM131 235H130V237H131ZM139 235H140V234H139ZM155 235H156V234H155ZM180 235H182V232L180 233ZM180 235H179V236H180ZM190 235H189V236H190ZM221 235H223V234H221ZM221 235H220V236H221ZM235 235H236V234H235ZM240 235H239V236H240ZM259 235H260V234H259ZM9 236H10V235H9ZM166 236H167V235H166ZM172 236H173V235H172ZM172 236H171V237H172ZM175 236H176V234L174 235V237H175ZM194 236H195V235H194ZM236 236H237V235H236ZM247 236H248V235H247ZM250 236H251V235H250ZM253 236H255V235H253ZM257 236H258V235H257ZM2 237H3V236H2ZM11 237H13V236H11ZM14 237H15V236H14ZM133 237H134V236H133ZM157 237H159V235H158ZM160 237L162 238L163 236H160ZM182 237H183V236H182ZM192 237H193V236H192ZM240 237H241V236H240ZM245 237H246V235H245ZM245 237H244V238H245ZM255 237H256V236H255ZM259 237H260V236H259ZM259 237H258V239H259ZM6 238H7V237H6ZM144 238H145V236H144ZM152 238H153V237H152ZM155 238H156V237H155ZM163 238H164V237H163ZM226 238H227V237H226ZM233 238H234V237H233ZM237 238H239V237H237ZM8 239H9V237H8ZM19 239H20V238H19ZM33 239H34V238H33ZM35 239H36V240H39L38 238H35ZM131 239H132V238H131ZM140 239H141V238H140ZM185 239H187V238L185 237ZM229 239H230V238H229ZM248 239H250V238L248 237ZM263 239H264V237H263ZM0 240H1V239H0ZM31 240H32V239H31ZM141 240H142V239H141ZM144 240H145V239H144ZM152 240H153V239H152ZM154 240H155V239H154ZM156 240H157V239H156ZM168 240H169V238H168ZM233 240H234V239H233ZM235 240H236V238H235ZM235 240H234V241H235ZM244 240H245V239H244ZM251 240L253 241V238H252ZM251 240H248V241H251ZM2 241H3V240H2ZM11 241H13V240H11ZM14 241H15V240H14ZM21 241H22V240H21ZM33 241H34V240H33ZM133 241H134V239H133ZM138 241H139V239H138ZM138 241H137V242H138ZM158 241H159V240H158ZM158 241H157V242H158ZM184 241L186 242V240H184ZM260 241H261V240H260ZM263 241H264V240H263ZM7 242H8V241H7ZM7 242H4V243H7ZM17 242H18V241H17ZM23 242H24V241H23ZM25 242H26V241H25ZM25 242H24V243H25ZM27 242H28V241H27ZM29 242H30V241H29ZM29 242H28V243H29ZM79 242H80V241H79ZM119 242H120V241H119ZM119 242H118V244H120ZM134 242H135V241H134ZM134 242H133V243H134ZM149 242H150V241H149ZM152 242H153V241H152ZM155 242H156V241H155ZM236 242H237V240H236ZM241 242H242V241H241ZM241 242H240V243H241ZM8 243H9V242H8ZM31 243H32V242H31ZM35 243H37V242H35ZM38 243H39V241H38ZM75 243H77V242H75ZM75 243H73V245H74ZM123 243H125V242H123ZM144 243H146V242L144 241ZM144 243H143V244H144ZM150 243H151V242H150ZM166 243H167V242H166ZM168 243L171 244V241H170V242L168 241ZM232 243H233V242H232ZM240 243H239V244H240ZM252 243H253V242H252ZM254 243H255V242H254ZM254 243H253V246L255 245ZM12 244H13V242H12ZM19 244H20V242H19ZM19 244H17L18 247H19ZM29 244H30V243H29ZM81 244H82V243H81ZM118 244H117V246H119ZM121 244H122V243H121ZM129 244H130V243H129ZM184 244H186V243H184ZM225 244H226V242H225ZM230 244H231V242H230ZM235 244H236V243H235ZM235 244H234V245H235ZM243 244H244V243H243ZM248 244H249V243H248ZM257 244H258V243H257ZM8 245H9V244H8ZM21 245H22V244H20V246H21ZM24 245H25V244H24ZM24 245H23V246H24ZM26 245H27V244H26ZM35 245H36V244H35ZM37 245H38V244H37ZM71 245H72V244H71ZM71 245H70V246H71ZM76 245H77V244H76ZM141 245H142V244H141ZM145 245H146V244H144V246H142L141 249H143V250H144V249L147 250V249H148V248H147V245H146V248H143V247H145ZM150 245H151V244H150ZM186 245H188V244H186ZM226 245H227V244H226ZM251 245H252V244H251ZM251 245H250V246H251ZM258 245H259V244H258ZM261 245H262V243H261ZM261 245H260V246H261ZM6 246H7V244H6ZM6 246H4V247H6ZM13 246H15V245H13ZM70 246H69V247L67 246V248H71ZM82 246H84V244H83ZM126 246H128V245L126 244ZM130 246H131V244H130ZM130 246H129V248H130ZM153 246H154V245H153ZM161 246H162V245H161ZM161 246H160V247H161ZM163 246H164V247H163V249H164L166 246H165V245H163ZM183 246H184V245H183ZM224 246H225V245H224ZM227 246H228V245H227ZM230 246H232V245H230ZM248 246H249V245H248ZM260 246H259V247H260ZM29 247H31V246H29ZM33 247H34V244H33ZM73 247H74V246H72V248H73ZM80 247H81V246H80ZM124 247H125V246H124ZM133 247H134V246H133ZM148 247H150V246H148ZM160 247H155V249H156L155 251H156V252H153V251H154V250H153L154 247H153V249H152L153 251L151 250L152 253H153V255H155L154 253L158 254V252H162V251H161V248H162V247H161V248H160ZM168 247H170V245H169ZM173 247H174V246H173ZM180 247H182V246L180 245ZM200 247H201V245H200ZM221 247H223V246H221ZM221 247H219V248H221ZM234 247H236V246H234ZM234 247H233V248H234ZM245 247L247 248V246H245ZM8 248H9V247H8ZM15 248H16V247H15ZM25 248H26V247H25ZM72 248H71V249H72ZM82 248H83V247H82ZM84 248H85V247H84ZM84 248H83V249H84ZM115 248H118V247H115ZM122 248H123V246H122ZM139 248H140V247H139ZM158 248H160V251H158V250H159ZM184 248H185V247H184ZM186 248H187V247H186ZM202 248H203V247H202ZM224 248L226 249V247H224ZM224 248H223V249H224ZM230 248H231V247H230ZM238 248H239V247H237V249H238ZM251 248H253V247H251ZM251 248L249 247L250 250H252ZM262 248H263V247H262ZM1 249H3V248H1ZM10 249H11V248H10ZM17 249H18V248H17ZM19 249H20V248H19ZM21 249H22V248H21ZM27 249H28V248H27ZM62 249H63V248H62ZM65 249H66V248H65ZM75 249H76V246H75ZM83 249H81V251H82ZM85 249H86V248H85ZM119 249L122 251L121 253H123V249H121V246L119 247ZM130 249H131V252H132V249H133V248H130ZM130 249H127V250H130ZM134 249H135V248H134ZM141 249H140V250H141ZM150 249H151V247H150ZM166 249H167V248H166ZM166 249H164L165 251L163 250V252H165V253L168 254L169 251L166 252V251H167ZM211 249H212V248H211ZM237 249H236V250H237ZM263 249H264V248H263ZM8 250H9V249H8ZM13 250H14V249H13ZM22 250H23V249H22ZM54 250H55V249H54ZM60 250H61V249H60ZM67 250H68V249H67ZM69 250H70V249H69ZM69 250H68V252H69ZM72 250H74V249H72ZM77 250H78V249H77ZM115 250H116V249H115ZM120 250H119V251H120ZM140 250L138 251V253L140 252ZM203 250H204V249H203ZM213 250H214V251H217L218 249H217V250L213 249ZM219 250H221V249H219ZM219 250H218V252H219ZM230 250H231V249H230ZM234 250H235V249H234ZM246 250H247V249H246ZM254 250H255V248H254ZM254 250H253V251H254ZM4 251H5V250L3 249L2 252H4ZM10 251H11V250H10ZM19 251H20V250H18V252H19ZM57 251H58V249H57ZM57 251H56V252H57ZM62 251H63V250H62ZM62 251H61V252H62ZM75 251H76V250H75ZM87 251H89V250H87ZM116 251H118V250H116ZM116 251H114V252H116ZM119 251H118V252H119ZM135 251H137V250H134V252H135ZM151 251H150V255L152 254ZM157 251H158V252H157ZM180 251H181V250H180ZM186 251H187V250H186ZM186 251H185V252H186ZM188 251H189V250H188ZM222 251H223V250H222ZM222 251H220V252H222ZM224 251H226V250H224ZM248 251H249V250H248ZM248 251H247V252H248ZM253 251H252V252H253ZM257 251H258V248H257V250H256L255 252H257ZM261 251H262V250H261ZM2 252H1V250H0V253H2ZM11 252H12V251H11ZM18 252L15 251V253H14L15 257H16V255L19 254ZM45 252H46V251H44V253H45ZM48 252H49V251H48ZM68 252H67L66 254H68ZM79 252H80V251H79ZM84 252H85V250H84ZM126 252H127V251H126ZM131 252H130V253H131ZM141 252H142V250H141ZM144 252H145V251H144ZM147 252H148V251H147ZM195 252H197V251H195ZM198 252H199V251H198ZM198 252H197V253H198ZM202 252H203V251H202ZM228 252H230V251H228ZM243 252H244V251H243ZM249 252H250V251H249ZM5 253H6V252H5ZM12 253H13V252H12ZM12 253H11V254H12ZM16 253H18V254H16ZM44 253H42V254H44ZM46 253H47V252H46ZM46 253H45V254H46ZM69 253H70V252H69ZM71 253H72V252H71ZM73 253H74V251H73ZM75 253H76V252H75ZM121 253H120V254H121ZM124 253H125V249H124ZM138 253H137V254H138ZM169 253H171V252H169ZM182 253H183V252H182ZM11 254H10V256H11ZM51 254H52V253H51ZM54 254H55V253H54ZM58 254H59V251H58ZM61 254H62V253H61ZM80 254H81V253H80ZM82 254H83V253H82ZM84 254H85V253H84ZM96 254L98 255V253H96ZM113 254L118 255L117 253H113ZM145 254H146V253H145ZM145 254H144V255H145ZM148 254H149V252H148ZM162 254H163V253H162ZM171 254H172V253H171ZM179 254H180V253H179ZM190 254H191V253H190ZM199 254H200V253H199ZM215 254H216V253H215ZM220 254H221V253H220ZM231 254H232V253H231ZM231 254H230V255H231ZM251 254H252V253H251ZM251 254H250V255H251ZM4 255H5V254H4ZM14 255H13V256H14ZM46 255H47V254H46ZM48 255H49V254H48ZM48 255H47V256H48ZM62 255H63V254H62ZM69 255H71V254H69ZM69 255H68V257H69ZM74 255L77 256V254H74ZM94 255H95V254H94ZM94 255H93V256H94ZM97 255H96V256H97ZM110 255H111V254H110ZM130 255H131V254H130ZM144 255H143V256H144ZM146 255H147V254H146ZM153 255H151V256H153ZM165 255H166V254H165ZM181 255H182V254H181ZM188 255H189V254H188ZM209 255H210V254H209ZM212 255H213V253H212ZM218 255H219V253H218ZM218 255H217V256H218ZM225 255H227V252H226ZM236 255H237V253H236ZM236 255H235V259H236ZM238 255H239V254H238ZM261 255H262V254H261ZM44 256H45V255H44ZM51 256H52V255H51ZM54 256H55V255H54ZM60 256H61V255H60ZM60 256L57 255V257H60ZM72 256H73V254L71 255V257H72ZM83 256H84V255H83ZM85 256H86V255H85ZM91 256H92V255H91ZM123 256L126 257V255H123ZM148 256H149V255H148ZM148 256H147V257H148ZM176 256H177V255H176ZM228 256H229V255H228ZM240 256H241V255H240ZM243 256H244V255H243ZM247 256H248V255H247ZM254 256H256V255L254 254ZM259 256H260V255H259ZM57 257H56V258H57ZM94 257H95V256H94ZM94 257H93V258H94ZM97 257H100V255L97 256ZM101 257H102V256H101ZM101 257H100V258H101ZM108 257H109V256H108ZM120 257H121V256H120ZM132 257H133V256H132ZM134 257H135V255H134ZM137 257H138V256H137ZM141 257H142V256H141ZM163 257H164V256H163ZM167 257H168V256H167ZM167 257H166V258H167ZM173 257H174V256H173ZM219 257H220V256H218V258H219ZM232 257L234 258L233 255L231 256V258H232ZM237 257H238V256H237ZM248 257H249V256H248ZM248 257H247V258H248ZM48 258H49V257H48ZM64 258H65V260H66V256H65ZM73 258H74V257H73ZM73 258H71V260H73ZM85 258H86V257H85ZM85 258H83V259H85ZM88 258H89V257H88ZM116 258H117L116 256H115V258L113 257V261H114V259H116ZM121 258H122V257H121ZM128 258H129V257H128ZM130 258H131V257H130ZM138 258H139V257H138ZM143 258H144V257H143ZM155 258H156V257H155ZM170 258H171V257H170ZM229 258H230V257H229ZM233 258H232V260H233ZM259 258H260V257H259ZM51 259L53 260V258H51ZM58 259H59V258H58ZM86 259H87V258H86ZM91 259H92V258H91ZM95 259H96V258H95ZM109 259H110V258H109ZM117 259H118V258H117ZM119 259H120V258H119ZM134 259H135V258H134ZM144 259H146V258H144ZM151 259H152V258H151ZM159 259H160V258H159ZM163 259H164V258H163ZM167 259H168V258H167ZM172 259L174 260L175 257L172 258ZM183 259H184V258H183ZM215 259H216V257H215ZM241 259H242V261H243V258H241ZM245 259H246V257H245ZM256 259H258V258H256ZM45 260H46V257H45ZM68 260H69V259H68ZM71 260H70V261H71ZM76 260H77V259H76ZM88 260H89V259H88ZM92 260H93V259H92ZM122 260H123V259H122ZM122 260H121V261H122ZM128 260H129V259H127V261H128ZM139 260L142 261V259H139ZM148 260H149V259H148ZM152 260H154V259H152ZM152 260H151V261H152ZM160 260H162V259H160ZM175 260H178V259L176 258ZM187 260H188V259H187ZM220 260H221V258H220ZM226 260H227V259H226ZM239 260H240V257H239ZM260 260H261V259H260ZM55 261H56V260H55ZM60 261H61V260H60ZM77 261H79V260H77ZM77 261H76V263H74V264H78ZM80 261H81V260H80ZM83 261H84V260H83ZM111 261H112V260H111ZM111 261H109V262H111ZM133 261H134V260H133ZM141 261H140V262H141ZM145 261H147V259H146ZM149 261H150V260H149ZM154 261H155V260H154ZM157 261H158V260H157ZM181 261H182V260H181ZM222 261H223V260H222ZM250 261H251V260H250ZM46 262H47V261H46ZM66 262H68V261H66ZM66 262H65V264H66ZM71 262H72V261H71ZM117 262H119V261H117ZM122 262H123V261H122ZM136 262L139 263L138 261H136ZM136 262H135V264H136ZM142 262H144V260H143ZM172 262H173V261H172ZM183 262H184V261H183ZM187 262H188V261H186V263H187ZM218 262H219V260H218ZM223 262H224V261H223ZM223 262H221V263H223ZM225 262H226V261H225ZM239 262H240V261H239ZM256 262H257V261H256ZM258 262H259V261H258ZM262 262H263V261H261V263H262ZM48 263H50V262H48ZM48 263H46V264H48ZM59 263H60V262H59ZM63 263H64V262L62 261V264H63ZM112 263H114V262H111V264H112ZM120 263H121V262H120ZM129 263L131 264V261H130ZM132 263H133V262H132ZM163 263H164V262H163ZM174 263H175V262H174ZM177 263H178V262H177ZM184 263H185V262H184ZM184 263H183V264H184ZM204 263H205V262H204ZM212 263H213V262H212ZM215 263H216V262H215ZM215 263H213V264H215ZM219 263H220V262H219ZM219 263H218V264H219ZM251 263H252V262H251ZM60 264H61V263H60ZM71 264H72V263H71ZM115 264H116V263H115ZM118 264H119V263H118ZM121 264H122V263H121ZM124 264H126V261H125ZM168 264H169V263H168ZM181 264H182V262H181ZM206 264H209V262H208V263L206 262ZM216 264H217V263H216ZM225 264H226V263H225ZM236 264H237V263H236ZM249 264H250V263H249ZM254 264H255V263H254ZM259 264H260V263H259ZM262 264H263V263H262Z\"/></svg>",
  "mask_w": 264,
  "mask_h": 264
}]
</instances>
